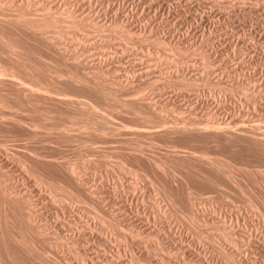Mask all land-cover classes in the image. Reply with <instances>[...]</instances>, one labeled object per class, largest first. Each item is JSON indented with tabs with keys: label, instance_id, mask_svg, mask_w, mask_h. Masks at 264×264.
Returning <instances> with one entry per match:
<instances>
[{
	"label": "rangeland",
	"instance_id": "1",
	"mask_svg": "<svg viewBox=\"0 0 264 264\" xmlns=\"http://www.w3.org/2000/svg\"><path fill=\"white\" fill-rule=\"evenodd\" d=\"M10 1H11V4H10ZM10 1H7L9 3L8 4L6 2V0L5 1L0 0V11L2 12V10L4 9L3 13H0V14L1 15L4 14L3 17L7 18L10 14H12L13 11H14L13 13H15L16 11L18 12V10H15V9H18V7H19V6L16 7V4L18 3V5H19L20 4L19 2H21V1H22L21 3L23 5L20 4V7H22L20 11H26V12L29 11L30 15L34 14L33 17L34 16L39 17L40 15L42 16L41 13H43V11H44L42 9V7L44 9H46V7L49 5V0H47V1L44 0V3L42 0H28L29 3L26 0H10ZM17 1H19V2H17ZM23 1H25L24 2L25 4L23 3ZM50 1L53 2V3H51L52 5L53 4L56 5V6L53 5V7H52V5L50 4L51 5V11L50 12L52 13L51 15H54V16L56 15L57 18L58 17H60V18L65 17L62 21H60V23L62 22V24H61L62 26H60V23H59L58 26H60V27L57 28L56 24H58V23L56 22L55 23L56 27H52L51 25H50L51 27H49V26L45 27L46 29L44 28V33L42 32L41 34H40L41 31L37 32V33H32L31 30L29 32V30L27 31L26 29L25 30L27 32L24 29L18 30L19 28H17L15 30V29H13L14 27L9 28L8 26L2 28L3 32H4L3 29H5V28L7 30L11 29V30H8L10 32V34H9V32L5 31L7 33L6 36L8 37V35L9 36L13 35V36H10L11 39L13 37L18 39L19 41L18 40H13V41H18V44L21 42L20 47H19V49L23 48V49H21V51L24 50L25 47H26L25 50L26 49L29 50V51L27 50L28 52H26L27 54L24 56V55H22L23 53L22 54L19 53L20 51L17 47H16L18 49L17 52L20 55H18L17 52L8 53L6 50H5L6 52L4 51L5 53L4 52L2 53V51L4 49L0 48L1 49L0 50V52H1L0 53V69L1 68L4 69L3 74H2L3 71L0 70V76H1L0 83L3 84V85L0 84V121H1L0 122V126H1L0 127V140L2 138V140H1L2 142L0 141V143H1L0 145L2 146L3 141L5 143V144H3L5 146L0 147V165H2L1 160L4 161V162L2 161L3 167L0 166V167L4 168V169H2V168L0 169V176L3 175V177L6 179V180L3 179V177L1 176L2 178L1 177L0 178L3 179V182H5V184H7L8 186H10V185L13 186V185H15L14 183H17L16 181H18V183H19V184L17 183L18 187L17 186L16 187L13 186V187L16 189L18 188V190H21V192H24V190H22V189H25L26 191H28V193H26V191H25V194L30 195L34 191L31 194V197L30 196L29 197L31 199L33 198L32 199L33 201L35 200L36 202H38L37 203L38 207L36 206L38 208L37 213L38 214L41 213L42 216L45 215V217L40 216L41 214L39 215L41 217V218L39 217L40 219H42V218L44 219V220L42 219L43 221L48 220L49 222H53V220L57 219V216H58V218H61L62 221L64 220L68 224L70 223L69 225H71V224L74 225V226H72V225L69 226L66 223V224H63L64 228L75 227L76 226L75 222L77 221L79 223V224L77 223V225H80V226H78L79 229L81 226L84 225V223H85V225L90 224L88 226H90L92 228L94 227V225H95V228H96V226L99 227L100 229L93 228L96 231L104 229V230H102L104 233L103 232H102V234L99 233L100 235L105 236V237L104 236H102V237L107 238V239L103 240L104 241L103 245L102 244L97 245L95 239L92 240L89 237L88 240L90 242V245H88L89 244L88 243L87 246H85V248H83L81 245H77V248H78L77 249L73 246L75 250H78V251L80 250V252H83L82 251L83 249L85 251L87 250L86 252L84 251V253L86 254V257H88L87 260L89 262H90L91 258H94L91 260V262L92 261H94V262L98 261L100 264H109V263L112 264L115 261H116V263H113V264H120V263H122V264H148L147 260H145L143 258H141V260H136V257L137 256L139 257L141 252L147 253V251L149 249L150 253L148 252L147 254H149L150 256H153L155 259L156 258L159 260L161 259L162 264H165V263L166 264H169V263L170 264H182V263L183 264H199V263L200 264H209V263L210 264H233L231 261L224 259L223 255L221 253L219 254V252H220L219 248L215 247V245H212L211 242L208 240L210 238V236L211 237L213 236L214 238L217 237L216 238L217 241H220V242H222V245L225 244V246H227L226 242L223 241L225 239V233H223V236H222L221 229H218V230H220V233H219V231L217 229H215L216 231L214 230V227H212V228H211V226L205 227L206 225L202 226L204 224L202 222H204V221L208 222V225H209L210 220L212 219V217H214V220H215V218H217L216 219L217 221L221 220L219 222L220 224L228 223L226 225L227 227H231V224L233 227H239L237 229L236 235H238L239 237H243V238L245 237L246 238L245 239L246 241H244L246 243L240 244V249L242 251L239 249L242 252V254L245 256V258L243 260H240L238 264H247V263L248 264H264V260H263L264 258H262V257H264V253H263L264 252V245H263L264 244V223H263L264 222V206H263L264 205L263 204L264 203V157H262V156H264L263 149H261V148L258 149L259 147L257 148V145L253 144V142H250V140H247L248 138H243V137L241 139L239 138L238 140L241 143H242L241 140H243V139L246 140V141L243 140V142H245L244 144L243 143L239 144L238 143L239 141L234 142L235 144L234 143H232V144L228 143L225 140L226 137H225L224 132H221V131L218 132L219 134L221 133V135H223V136L220 135L221 139L220 138L216 139V137L219 136L217 134L218 136H216V137L214 136V138L212 137L213 140H212V138L210 139V137H209L208 139H210V140L207 141V137H205L206 139L204 138L205 139L204 141H200L203 139H202V137H198L195 139V141L191 140V141H186V142L181 143V145L184 144V146L179 147L180 149H178V150H181V148L184 147V148H186L184 152H186L188 150V153L186 152L185 154H190V153L192 154V156L191 155L188 156L189 158H193L191 160L188 158L189 160H187V161H189V162H193L192 160H194V159L198 162V159L200 158L201 155L199 156V158L197 156L201 152L203 154L208 153L209 157L211 156V154L215 155L216 153L219 156L221 155L220 157L218 156L220 158V160H222L223 162H226V163L228 162L227 164L225 163V165H230V164L232 165V167H230L231 165L229 166L230 169L228 168L230 170V173H231V171L233 173V177L231 176V174L228 175V177L231 178L229 180L228 177L222 173V170L220 171L219 169L218 170L215 169L214 172L211 171L214 168L211 169V167H208V165H204L201 161L203 159H201V160L199 159V161L202 164L198 162L197 164L195 163L194 165L190 164V167L189 166L187 167V165H189L188 164L189 162L185 161V159H184V158H187V155L182 156L184 153L182 150L181 151L183 153L181 151H179L178 153H176L178 155L177 156L175 155V157L173 158L174 155L172 156L171 154L166 153V152H170V150H171L170 147L169 148L166 147V146L170 145L171 140H169L168 138H166L165 136H163L161 134H160V136H163L166 139H163V137H160L157 134H155V138H156L155 139L153 136L154 134H153L152 135L153 138L155 139V141L158 140L159 143L156 142V146H155V143H152V145L149 144V145H151V146H149L148 144H145V142H148L147 141L148 139H145V137L147 138V136H144V137L142 136L139 138L134 136V138H135L134 139L133 136L129 133V131H127L126 128L125 129L123 128L125 126V125H123V122H124V124H127V125L128 124L129 125L132 124L133 126L135 124H136V126L139 125L140 124L139 122H143V120L139 121L138 119H144V117H145V115H147L148 111H149V114H151V111H153V110H151L150 108L153 109V107L157 108L158 110L160 109L159 111L157 109L155 111H158L161 113H162L161 108L166 109V107H168L167 109L169 111L167 109L166 110L163 109L164 113L167 111L169 115H171L172 117H175V120L173 121L171 117H170L171 118L170 119L169 115L168 116L166 115L167 112L165 114L164 113L163 114L167 116V119L170 122H175L177 120L176 118H178V115H180V114H181V116H184L187 118V116H185L187 114L182 112L183 110H186V107H187V109L192 108L193 113L196 112L195 114H197V115H195V116H197V118L199 116L198 119H200V120H202L201 118L205 117L206 115L208 117L211 116V113H215V114L218 113L217 115H219V114L221 115L222 112H225L222 115H224L223 118H225L226 120H235L237 116H233V115H235V113L232 112V108L235 106V104L237 106L236 108H239V105L243 104L242 106L240 105V107H241V109L243 108V110L245 109L246 112H249L253 108V106L256 104L257 109L259 108L258 112L264 113V106H263L264 105V11H263L264 10V0H50ZM12 3H15V4H12ZM45 3H47L48 5L45 6L44 5ZM76 4L78 7H83V8L77 9ZM42 5H44V6H42ZM23 6L26 7V10H22L24 8ZM54 7H56V10H54L55 9ZM59 7H60L61 11L58 10ZM70 7L74 8L73 11L76 12V14L73 15L74 19H76V18L78 19V20L76 19L77 21H75L72 18L71 21L77 22V24L75 23L77 26L79 25L78 22H83L82 24L79 25L80 27L78 26V28L74 27V25L73 26L71 25L72 27L69 26L70 25V24H68V23H70V22H68L69 18H67L66 15L63 14L64 12H62V10H66ZM76 9L77 10L80 9V10L76 11ZM52 10H54V12H52ZM55 11H57V12L55 13ZM4 12L6 13V15L7 14H9V15L5 16ZM59 12H61V13H59ZM37 13L38 14L40 13V14L38 15ZM77 14H78V16L76 17ZM27 16H29L28 13H27ZM96 16H97V18L99 17L100 20L96 19ZM30 17L31 16H29V18ZM82 17H84V18L82 19V21H80ZM1 19L2 18H0V20ZM70 19H71V17H70ZM70 19H69V21H70ZM114 19H115L116 23H115ZM64 20H67L66 21L67 23L65 22L66 23L65 26H63ZM110 22H111V24H110ZM137 27H138V29H137ZM144 29H145V31H144ZM13 30H14V32H12ZM25 32L28 34H26ZM45 32L50 34V35H48L49 37L48 36L46 37L47 34ZM159 33L161 35H163V37ZM171 33H173V34H171ZM42 34H44L43 39H42V37L38 38V36H40ZM51 34H52V38H50ZM26 35H28V36H26ZM153 35H155V38H162L163 40L166 39L167 43L162 44V43L155 42V38L153 37ZM156 35H158V36L156 37ZM33 36H35V37L33 38ZM165 36H166V38H165ZM168 36H170V37L168 38ZM26 37L29 38V41ZM47 39H48V41L50 40V42H52V46L49 44V42L46 41ZM169 39H174L175 41L179 40L178 42H180V43H182V41H183V43L185 42L186 44L181 46L182 50L181 49L180 50L171 49L170 44H168ZM174 40H173V42H174ZM43 41H45V42H43ZM53 42L55 43V47L53 45ZM56 47L57 48L59 47L60 50H58ZM63 48H64V50H62ZM30 49H31V51H30ZM75 51H77L79 53H77ZM216 51H218V52H216ZM215 52H216V54H215ZM74 53L77 54L78 56L80 54L79 59L77 58L75 61H73L74 58L72 59V57H73L72 54L74 55ZM203 53H204V55H203ZM206 53H208V54L210 53V56L209 55L205 56ZM29 55L32 58L29 57ZM202 56L203 57L205 56V58L207 56L211 57L210 59L212 61L209 59L211 61L210 64L207 61L204 62L205 58H202ZM31 60H33L34 62L33 61L31 62ZM78 60H80V61H78ZM11 61L14 62L15 64H13ZM78 62H79V64H78ZM22 65H24V66H22ZM26 66H28V67L26 68ZM47 66H49L52 69L50 71V73H52V74H50L48 72L50 75L48 73H45L46 70L48 71V69H49V67H47ZM7 67H8V69H7ZM5 68H6V70H5ZM36 70L38 73L36 72ZM5 71L6 72L8 71L9 73H11L13 71L12 72L13 74L16 73L15 74L16 77L14 76V80H15V78H16V80H18L17 79L18 77H20V78L22 77L21 79L19 78V80L25 81L28 83L30 82L29 84L35 83V85L37 84V82L39 83L40 81H41L40 84L49 85L53 81L57 86H62V87L64 86L65 80H66L64 78H68V76H69L68 74L78 73L79 75L82 74V76H80V77H86V78H90V79L92 76H93L92 78H94V75L97 79V76L99 75L98 76L99 80L101 77V78H103L102 81H106V83L108 82L107 84L105 82H103L105 84L104 86L105 87L107 86L108 89H112L114 92H116L118 98H113L112 95L107 94L106 95L107 98L110 96L109 97L110 99L109 98L107 99V98H105V96L102 95L104 100L101 98L102 97L101 96L100 97L101 100L99 99V101H100L99 103H91V105L93 107L91 105L90 106L92 107L93 111H90V112H92V113L86 112L87 108L85 111L84 107L88 104L84 105L82 103L83 105H81L80 103H77V104L75 103L73 106L72 103L71 104L70 103H58L56 101H52L51 99H50L51 100L50 101L48 97L47 98H44V97L41 98V96L39 94H38L39 95L38 99L35 98V97H37L36 94L34 95V97L31 96V98H32L31 99L30 97L29 98L26 97L27 95H25L23 93L24 92L23 90L22 91L20 90L22 88L20 87V84L16 80H15L16 83L14 80H13L14 82L12 81L13 78L11 80H8V78H10L8 76H10V75L7 76ZM70 71H72V73ZM104 74H105V76H104ZM3 75L6 76V77L4 76L5 79L3 78ZM89 75H90V77H87ZM76 76H77V74H76ZM34 77H36L37 79ZM61 77H63V78H61ZM2 81L3 82L5 81V82L3 83ZM7 82H8V84H7ZM11 82L13 84H10ZM17 83L19 84L20 88H17L18 86L16 87V85H18ZM57 83L60 85H58ZM19 90L21 91L20 93H19ZM16 96H17V98H16ZM133 96H134V99H135V97H138V99L139 98H142V99L145 98V101L150 100L151 103L149 102L150 104H147V105H150L148 110H146L147 109L146 108L145 109L146 111H145L143 109V107H140V109H139L138 104H133V101H132V100H134L132 98ZM248 96H250V97L254 96V98L256 99L255 101L252 100L253 103L255 102L253 105H252V102L250 101L251 100L250 97L248 100ZM130 97H131V99L129 101H132V104H131V102H130V104H127V105L124 104V103H126V101H128V99ZM33 98H35V99H33ZM111 98H113V99H111ZM17 99H18V101L20 100L21 102H18ZM26 99L27 100L29 99V102L26 101ZM115 99L117 102L115 101ZM124 99L125 100L127 99V100L125 101ZM142 99H139V100L141 101ZM32 100H33V102H32ZM136 100H137V98L135 99V101ZM139 100H137V101H139ZM38 101H39V103H38ZM45 101H46V103H45ZM49 101H50V103H49ZM111 101L112 102L114 101V102L112 103ZM222 102H224V103H222ZM127 103H129V102H127ZM152 103L154 104V106L153 105L151 106ZM211 103H213L214 105H212ZM68 104H69V106H68ZM207 104L210 107H208ZM142 105H140V106H142ZM189 105H191V107H189ZM193 105L194 106L196 105V106L193 107ZM256 105L254 106L252 111L254 109L257 110ZM81 106H82V108H84L82 111H81ZM213 106H215V107H213ZM222 107H225V108L221 109ZM261 107H263V108H261ZM214 108L217 109V111L214 110L212 112V109H214ZM9 109H11V110H9ZM178 109L181 110L180 114L177 111ZM206 109H208V110H206ZM219 109L221 112L218 111ZM225 109L227 111L228 110H230V111L227 112ZM78 110L80 111V113L82 115H80ZM140 110L145 111L143 113L141 112V114L145 113L144 116H141L142 118L140 116L139 117L137 116V115H140V113L137 112ZM196 110H198V111H196ZM84 111L86 114H83ZM97 111H98V113H97ZM155 111L152 112V113H154V115L156 113ZM206 111L207 112L209 111V113L207 114ZM252 111L249 113L252 114L253 113ZM174 112H175V114L177 112L178 115L173 116ZM88 113H89V115H88ZM95 113H96V115H94ZM102 113L104 114V117L101 118L103 116L102 115L100 117L101 118L100 120H102V121L106 120L107 122H110V123H107V125L105 124V126L106 127L109 126L108 129L112 128L111 130L107 131V134H106V131H105V133H103L104 130L100 129L101 127L103 128L104 123H101L102 126L100 124H98L100 122V121L98 122L99 116ZM182 113H184L185 115ZM97 114H99V115H97ZM134 114L138 117V119L134 118V117H136V116H133ZM201 114H202V116L204 114V116L202 117ZM222 115H221V117H222ZM225 115H226V117H225ZM230 115L233 117H230ZM15 116L16 117L18 116L20 118L25 119V122H27V123L25 124V122H23L24 125H22L21 121H24V120L22 119L20 121L18 118H16V120L18 119L16 122L20 121L21 123L20 122L15 123L14 122L15 119H13V117H15ZM95 116H97L98 118L96 119ZM105 116L108 120L105 118ZM7 117L11 120L8 121ZM89 117L92 119H90ZM1 118L4 120H2ZM93 118L97 121H95V120L93 121ZM132 118H134L135 124H133L134 120ZM205 118H207V117H205ZM205 118H203V119H205ZM12 119H13V121H12ZM157 119L158 118H156V120ZM179 119L180 118H178L177 122L179 121ZM34 120H36V121H34ZM61 121L63 123H65V126H66V127L65 126L63 127V130H62V127H60L62 131L55 127V125H57L58 123H59L58 127L63 126V123ZM131 121H132V123H131ZM33 122H35V123L39 122L38 124L40 125V127L38 128L39 125L35 124V123L34 124H35V126L37 125V127H35L34 124L32 125ZM40 122H43L41 124H44L45 126L41 125ZM53 122H54V124H52ZM120 123H122L123 126ZM18 124H20V125H18ZM77 124H79L80 126ZM157 124H159V123H157ZM48 125L55 127V128H49L50 126H48ZM81 125H82V127H81ZM46 126H48V128ZM78 126L80 128H78ZM110 126H111V128H110ZM263 126H261V127H263ZM96 127L100 130H103L102 133H101V131L96 129ZM106 127H104V129ZM113 127L117 128V129H114ZM118 127H119V129H118ZM33 128H35V131ZM70 128H74V129H70ZM120 128H123L124 130L120 129ZM158 128H161V126L160 127L157 126L155 128V130ZM16 129H18V130H16ZM38 129H41V130L39 131ZM56 129H58L59 131H57ZM80 129H82V130H80ZM263 129H264V127H263ZM52 130H53V132H51ZM117 130H119V131L117 132ZM262 130L260 131L258 129V131H256V132L258 133L260 131L259 133H261ZM48 131H50V132L48 133ZM70 131H71V133H70ZM114 131H115V133H114ZM122 131H124V133H126V134L122 133ZM125 131H127V132H125ZM119 132H120V134H119ZM65 133H69V134H65ZM250 133L253 134L252 136H254V134H255V136L256 135L258 136V134L255 133L254 131L249 132L248 134H250ZM30 134H32V136ZM39 135L42 137H40ZM77 135H78V137H77ZM126 135L130 136L131 138L129 137V139L128 140L125 139L126 140L125 141L124 138H126ZM104 136L105 137L107 136L109 139L107 137L105 139ZM109 136L110 137L112 136L114 138L111 137V139H110ZM157 136H158V139H157ZM101 137H103V140L101 139ZM159 137H160V139H159ZM258 137H261V136H258ZM26 138H28V139L26 140ZM162 140H164L165 142H168V143H166L167 145L164 144V141H162ZM217 140L218 141L221 140L222 142L218 143V145H217L216 144ZM122 141L124 143H122ZM128 141L130 143H126V144L127 145L130 144L132 146H133V144L135 145L138 141H139L138 143L141 142V144L143 146L142 147L143 153L146 155L149 154V158H148V156H147V158L150 159V161L146 158V155L141 156V154H140V156H139L138 152L136 153L137 154L136 157L132 156L131 154H127V153H130V152L126 151V149H128V146L127 145L122 146V145H125V142H128ZM193 141L196 142L197 144H195ZM247 141H249V142H247ZM46 142H47V144H45ZM131 142L133 144H131ZM7 143H9V145ZM176 143L180 144L179 142H176ZM248 143H250L249 147L250 146L252 147V145H254V146H256L257 149L253 146L254 149H253V147H252V149L254 151H250L252 149L248 147ZM41 144H43V145H41ZM114 144H116V145H114ZM163 144H164V146H163ZM245 144H247V145H245ZM244 145H245V147H243ZM6 146L10 147V149L7 148ZM27 146H29V147H27ZM121 146H122V149H121ZM229 146H231V147H229ZM131 147L129 148V151H131ZM147 147H149V149ZM165 147H166V149L168 148L169 150L168 149L166 150ZM17 148L20 150H18ZM27 148H29V149L27 150ZM35 148H37V149L34 150ZM124 148H126V149H124ZM191 148L194 150V152L192 151ZM7 149H9V150H7ZM13 149H15V150H13ZM95 149H97V150H95ZM98 149H100V150H98ZM104 149H105V151H104ZM5 150H6V152H5ZM39 150L40 151L42 150L41 154L39 153L40 152ZM114 150H116V151H114ZM120 150H123V152ZM189 150L192 151L194 154L192 152H190ZM258 150L259 151L261 150V153L258 152ZM29 151L31 153L38 151V153H36V156H35L34 154H30ZM106 151H107V153H106ZM239 151H240V153H238ZM2 152H4V153H2ZM47 152L50 154H48ZM120 152L125 153V156H123L124 154L122 155ZM164 152H165V154L170 155V157L172 158L171 161H174V162L170 161L171 158L166 159L169 156L165 155ZM204 152H206V153H204ZM156 153L159 154L158 155L159 157L162 156V159H166L165 162L167 164L168 163L170 164V167L172 168V170L174 168V172L176 171V173H178L177 175L182 174L183 177L185 176V178H182V175H181L180 176L181 179H179V177L176 176L175 173H174L175 174V177H174L171 168L169 169V164L164 167L165 170L162 169L165 172H163L162 170L160 172L159 169H157L158 171H156V168L153 166L151 168V165H152L151 163L153 160L152 157H154V158H155V156L158 157ZM180 153H182V155H179ZM195 153H197V154L199 153V154L196 156ZM14 154H15L16 160H14V157H13ZM38 154H40L41 159L39 156H37ZM45 154H47V155H45ZM150 154H153L154 156L150 155ZM28 155H30V156H28ZM43 155H44V158L47 157L48 159L53 158V156H54V158H53L54 160L49 159V161H48L49 163H48V162H46L48 159L45 158V159H47V160H45L42 157ZM217 155L214 157H217ZM8 156H10V159H12V157H13L12 162ZM16 156L19 158H24L26 156L24 158L25 160L24 159L21 160V161L24 160V162L28 159L27 157H29L30 160L28 159L27 161H29L30 164L20 162V163H24V165L26 164L25 165L26 167L31 166V167L27 168L28 170L30 168H32L28 171V170H26L25 166L23 165L25 170L27 172H29L28 174H27V172H25L27 175L24 173L25 170L20 169L21 164H19V162H17V161H20V159L17 160ZM34 156H35V158H34ZM137 156H139L141 158L138 157L139 158L138 159ZM180 156H182V157H180ZM37 157L39 158L38 161L41 160V161H39V163L37 161ZM142 157H144V158H142ZM176 157L179 159L176 160L177 159ZM135 158L138 160H136ZM180 159H182V162L179 161ZM5 160H6V162H5ZM56 160L57 161L59 160L57 162V164H56ZM33 161H34V163H33ZM63 161H65L64 164H63ZM138 161H139V163H138ZM184 161H185V163H187V164H185L186 166L183 165ZM196 161H194V162H196ZM31 162L33 163V165L31 164ZM53 162L55 164H53ZM68 162L71 164V166H73L75 168V171L77 170V172H79V174H77V172H76V176L77 175L81 176V177L80 176L79 177L77 176V177L80 178L79 180L82 183H84L83 184L84 189L81 188V191H83V192L82 193L80 192V194H82L83 197L79 194L77 195L76 193H74L75 195H77L78 199H76L77 197L73 196L74 199H71V200H74V201H72L70 206H66L65 203H62L61 201H60V203L58 202L57 205L52 204L51 202L48 201L49 197L47 196V194H45L48 192V191H46L47 188L45 187L46 189H44V185H43V188L40 187L41 189H44V192H43V190H41L37 184V179L34 178L36 182L33 179H31V176L34 177V175L33 174L31 176H29V175L31 173V170L32 171L39 170L40 172H38V175L42 173L43 174V175L41 174L42 177L47 178L49 176L48 178H50L52 176V178H53L55 176L54 178H56V179L59 177L58 179H62V181H64V180L67 181V178H66L67 176L65 177V175L67 173L65 171L66 170L65 164H68ZM121 162L123 164H121ZM176 162H179V163L176 164ZM17 163L19 164V166ZM35 164H37L36 165L37 169L34 166ZM62 164L64 165V167H62ZM70 164H68V165H70ZM120 164H121V166H120ZM198 164L200 165L199 167H198ZM172 165H173V167H172ZM182 165H183V167H180ZM191 165H193V166L197 165L196 167L199 170L196 167H193ZM167 167L169 170L168 169L166 170ZM184 167L186 168V172L183 169ZM200 167H201V169H200ZM227 167L228 166H225L226 169H227ZM21 168H22V166H21ZM33 168H35V170ZM188 168H190V170ZM193 168H194V170H193ZM206 168H208V169H206ZM134 169L137 171L138 175H137V173H135L136 171ZM195 169H197L198 172ZM2 170H3V173H2ZM200 170H202V171H200ZM216 170L218 171L217 173L219 175L216 173ZM63 171H64V175L62 173ZM133 171H134V173H133ZM200 172H202L203 174ZM205 172L208 174V176H209V174L211 175L209 177H212L213 179H214V177H216L215 178L216 181L219 180L220 182H216L212 179L213 183L215 182V184L216 183H218V184L212 185V181L209 180V181H211L210 182L211 184L209 185V182H206V180H205L204 181V182H206L205 185L204 184L202 185L203 180L206 178L208 179L207 176L205 177V174H206ZM168 173H171V174H168ZM214 173H215V175H214ZM36 174H37V172H36ZM200 174L203 176H201ZM139 175H140V177H139ZM199 175L201 178H204V177L205 178L204 179L196 178V177H199ZM222 175H223V178H221ZM8 176H10V177H8ZM14 178H15V180H14ZM183 179L184 180L186 179L185 181H187L188 179L189 180L187 182H185ZM209 179H211V178H209ZM234 179H235V181L237 180V182H235ZM153 180L159 185H157ZM161 180H162V182H161ZM22 181L24 184L21 183ZM151 181H153V184L151 183ZM181 181H183L184 184ZM7 182L8 183L10 182V183L8 184ZM34 182L37 185H34L33 184ZM238 182H240V183H238ZM71 183H73V182H71ZM187 183H189L188 185L191 188L187 185ZM233 183H237L238 186H237V184H233ZM181 184H183V185H181ZM239 184H240V186H239ZM23 185H26V187H24ZM74 185L75 184L73 183V186ZM32 186H33V188H32ZM164 186L166 189L163 188ZM27 187L30 189H34V190L32 191V190L28 189ZM106 187H108V188H106ZM187 187H188V189H187ZM75 188H77V190H78L80 187L79 188L75 187ZM161 188L163 190L167 191L171 195V197L169 196L170 197L169 198L168 197L169 194H166L168 197L167 198L165 193H164L165 191L163 192V190ZM184 188H186L188 191L190 188V191L188 192L186 189L184 191ZM102 189H103V191H102ZM30 191H31V193H29ZM40 191H42L43 193ZM84 191H86V192H84ZM97 191L100 193H97ZM88 192L91 195L89 194V196H88ZM187 192L190 193L189 195L191 196L192 200L190 199V196L188 198V194H186ZM95 193H97V196H95L96 195ZM93 194H95V195H93ZM185 194L187 196V199H186ZM62 195H63V198L65 197L68 200H70L68 198L69 195L65 196L63 193H61L60 196H62ZM194 196H196V197H194ZM189 199H190V201L188 203ZM191 201H192V203L195 204L194 208L190 207ZM100 202H102V203H100ZM120 202H121V204H120ZM186 202L188 204H190L189 208L186 207V206H188ZM61 203L64 204V206ZM59 205L62 206V208ZM40 206L42 208H40ZM253 206H255V207H253ZM201 207H203L202 210H201ZM39 208L41 209V211L39 210ZM52 208H54V209H52ZM72 208H73V210H72ZM204 208H206L207 212L204 211L205 210ZM187 209L194 211L195 215H194V213H192V211H190L192 214L189 213V210H187ZM210 209H212V211ZM55 211L57 212V214L55 213ZM196 211H198V212H196ZM204 213L207 215H205ZM109 214H110L111 218H109ZM198 214H199V217L197 216ZM208 214H209V219H208ZM212 214H214V216ZM49 216H51L53 219L50 218ZM215 216H217V217H215ZM115 217H117V218H115ZM195 217H196V220H195ZM201 217H203V218H201ZM47 218H49V219H47ZM113 218L117 221V223L120 224L121 228L123 227V232L120 231L119 228L114 229L112 226H110V227L108 226V223L109 224H110V222L112 223V221H110V219L112 220ZM219 218H221V219H219ZM50 219H52V220H50ZM71 219H72V221H70ZM138 219H140V220H138ZM202 219H204V220H202ZM141 220L145 221L146 223L141 222ZM199 220L200 221L202 220V221L198 222ZM81 221H82V223H81ZM130 221L132 222V224ZM150 223H151V225H150ZM201 223H202V225H201ZM229 223H230V225H229ZM121 224H123V225H121ZM128 224L129 225L139 224L141 226L145 225L151 229L154 227L153 229H157V230L161 231V234H163L164 236L170 237V238H168V240L171 242V244L169 243V245H171V247L169 246V247H164V248L163 247L158 248V245H157V247H155V244H153V243L157 241V238L154 235H150L152 237H149V238L147 237L148 239L152 238V239H150L151 241H153V243L150 242V243H152V246L148 242L149 240L144 235L142 237H145L147 241L143 242V240H141L139 242L140 239H143V238H140L141 236L140 237L135 236V235L133 236L132 234H130L131 233L130 230L129 231L126 230L128 233L125 234L124 226L126 229H128V227H127ZM198 224L200 225L201 229H203L202 227H204L203 231H204L205 235L201 236L203 238L200 237V235H202L203 233L201 234L202 231L199 233V230H201V229H199L200 227H198ZM65 225H66V227H65ZM247 226L249 227L250 231H249ZM67 228H66V230H67ZM76 228H77V226H76ZM84 228H87V227H84ZM110 228H111V230H110ZM206 228H208L207 229L208 231L207 230L205 231ZM56 229L59 231V229H61V226H57ZM244 229H246L247 231H245ZM31 230L33 231V229H31ZM31 230H28L30 232V233L29 232L28 233L34 236V237L32 236L30 238L31 241L34 242L35 245L38 244L36 247H39V248L44 247V250H43V248L40 249L41 254L39 253V251H37V248H36L37 252L34 251L35 253L32 252L31 250H29V252L32 253L33 255H36V257L32 256V254H29L27 251H25L23 253V250H21L20 251V252H22L21 254H20V252L17 253L20 255L15 254V255H17L19 260L17 258H15L16 257L15 256L14 258H15V260L18 261V263H14V264H22L23 261L26 262V264H32L33 262H34L33 264H39V263L40 264H46V262L45 263L43 262L44 259H45V261L47 260V262L50 261V263L51 262L53 263L52 260H55L54 262H57L58 264H76L74 258H72L70 256L71 253L70 254L68 253L69 250H70V252L72 251L73 255L75 253V250L72 248L71 245L70 246H69V244L66 245L63 242L62 243L64 245L60 244L61 243L60 240H56V242L53 241L55 244L57 243L56 245H54V243L51 244L52 241L51 240H50L51 242L48 241L49 240L48 237H47L48 240L46 239V237H42V236H40V238L42 237L40 239L39 236L35 235L34 234L35 232L33 233ZM87 230H88V228H87ZM212 230H214V233ZM209 231L213 234H216V236L211 234ZM121 232L124 235H127L129 237V238H126V241L123 239V237H121L122 236V235H120ZM206 232L210 233L211 235L207 234ZM249 232H250V234H249ZM251 232L253 234L254 233L255 234L251 235ZM28 233L26 232L27 235H28ZM243 233H244V235H243ZM220 234H221V237L224 238L223 240L220 237ZM31 235H28V236L30 237ZM206 235H209L208 236L209 238L204 237ZM217 235H219V236H217ZM259 235H260V237H259ZM130 236H132L133 239H130ZM248 236H252L251 237L252 238L251 243H250L251 246L247 242ZM29 237H28V239H29ZM118 237H120V238H118ZM135 237H138V238H136L137 240L135 239L138 242L134 241ZM153 237L156 239H154ZM33 239H35V240L33 241ZM204 239H206L205 242H204ZM43 240H45V241H43ZM105 240H106V242H105ZM178 240H179V242H178ZM259 240L262 242H260ZM58 241H60V243ZM207 241H209L210 243ZM252 241H253V243H252ZM48 242H50V245H53L51 247H53L54 249H52L50 247ZM127 242H128V244H127ZM130 242H131L132 246H130V244H129ZM146 242H148L149 244ZM173 242H176V244L174 245ZM133 243H134V245H133ZM141 243H146V245L148 244L150 248L147 245V251H146V247L142 246ZM156 244H157V242H156ZM252 244H254V245H252ZM258 244H260V245H258ZM57 245L59 246V249L57 248ZM61 245L64 247H68V248H64V247L62 248ZM176 245H177V247H175ZM181 245L185 246L188 251L186 250V248L185 249H181V248L179 249V247H181ZM261 245L263 246V248H260ZM98 246H101V247H99V249H98ZM243 246L244 247L246 246V247L244 248ZM55 247L58 250H56ZM151 247L156 248L157 250L156 249L153 250V249H151ZM137 248L143 249V250H138ZM167 248H168V250H167ZM169 248H171V249H169ZM61 249H64L65 251H67L66 252L67 254L65 252H62V251L60 252ZM66 249H69V250H66ZM71 249H73V250H71ZM88 249L90 251H88ZM96 249H97V251L100 250V253H101V251L104 252L103 257L96 255L97 251L96 252L93 251ZM257 249H259L260 251ZM41 250H43V251H41ZM246 250H248V251H246ZM47 251H48V253H47ZM139 251H140V253H139ZM188 252H191V255H188L189 254ZM25 253H27V254H25ZM36 253L37 254L39 253V255H40V256H38V259H37ZM24 254L26 255L25 258H24ZM43 254L44 255L47 254V256L44 257ZM88 254H90V255H88ZM193 254H195V255H193ZM261 254H262V256H261ZM21 255L25 260L22 259ZM105 255H106V257L104 258ZM198 255L201 257H198ZM203 255L204 256L206 255V256L203 257ZM19 256L21 259L19 258ZM194 256L195 257L197 256V257L195 258ZM40 257L44 258V259L42 258L43 259L42 262L40 261L41 260ZM115 257H117L118 259L116 258V260H115ZM167 257H169L170 259ZM30 258H31V260L33 259L32 263L30 262ZM110 258L113 260H111ZM197 258L198 259L201 258L203 260L200 259V261H199V260H197ZM139 259H140V257H139ZM21 260H22V262H20ZM108 260H110V262H108ZM207 260H208V262H207ZM249 260L250 261L252 260V263ZM28 261H29V263H27ZM37 261H38V263H37ZM118 261H119V263H117ZM98 262H96V263H98ZM50 263H47V264H50ZM149 264H156V263H150L149 262Z\"/></svg>",
	"mask_w": 264,
	"mask_h": 264
},
{
	"label": "bare ground",
	"instance_id": "2",
	"mask_svg": "<svg viewBox=\"0 0 264 264\" xmlns=\"http://www.w3.org/2000/svg\"><path fill=\"white\" fill-rule=\"evenodd\" d=\"M5 1V0H4ZM7 1H10V0H6V2ZM28 3H29V1L28 0H26ZM43 1V3H44V0H42ZM45 1H47V0H45ZM17 2H19V1H17ZM22 2V1H21ZM21 2H19L20 4H22ZM25 1H23V3H24ZM31 2V1H30ZM79 2V1H78ZM85 2V1H84ZM8 3V2H7ZM16 3V2H15ZM15 3H12V4H15ZM42 3V4H43ZM51 3H53V2H51L50 0H49V5L47 4V3H45L44 5L46 6V5H48L47 7H46V9H44L43 7H42V9L45 11H43V13H41L42 14V16L40 15L39 17H37V16H34L33 17V15H30L29 14V11H20L21 10V8L22 7H20V4L18 5V3L16 4V7H18V9H15V10H18V12L16 11L15 13H13L12 12V14H7V15H9L7 18L6 17H3L4 16V14L3 15H1L0 14V18H2L1 20H0V48L2 49H4L3 51H2V53L6 50L8 53H10V52H12V53H15V52H17L18 51V49H19V47H20V43L18 44V39H16L15 37H13L12 39L10 38V36H13V35H8V37L6 36V32H9L8 30H11V29H3L4 30V32L2 31V28H4V27H6V26H8L9 28H12V27H14L13 29H17V28H19L18 30H20V29H26L27 31L29 30V32H30V30H31V32L32 33H37V32H40V34L43 32L44 33V28L45 27H56L55 26V23L57 22L58 24H56L57 25V28L58 27H60V26H62L61 24H62V22L60 23V21H62L65 17H56V15L54 16V15H51L52 13L50 12L51 11ZM73 3V2H72ZM77 3V2H76ZM9 4V3H8ZM10 4H11V1H10ZM25 4V3H24ZM27 4V3H26ZM32 4V3H31ZM51 4V5H50ZM65 4V3H64ZM92 4V3H91ZM23 5V4H22ZM44 5H42V6H44ZM53 5H55V4H53ZM53 5H52V7H53ZM85 5V4H84ZM14 6V5H13ZM27 6V5H26ZM56 6V5H55ZM60 6V5H59ZM76 6H77V4H76ZM7 7V6H6ZM24 7V6H23ZM68 7V6H67ZM9 8V7H8ZM55 9L54 10H56V7H54ZM78 8H83V7H78L77 6V9ZM53 9V8H52ZM73 9L74 8H68V9H66V10H62V12H64L63 14L64 15H66V17L67 18H69L70 19V17H71V19H70V21H69V19H68V22H70V23H68V24H70L69 26H73L74 25V27H77L78 28V26L80 25V24H82L83 22H78V26L76 25L77 24V22H74V21H71L72 20V18H73V20H75V21H77L76 19H74V17H73V15L74 14H76V12L75 11H73ZM76 9V11H79V10H77ZM2 10V9H1ZM22 10H26V7H24ZM33 10V9H32ZM54 10H52V12H54ZM59 11H61L60 10V7H59V9H58ZM96 10V9H95ZM3 11H4V9L2 10V12L0 11V13H3ZM224 11V10H223ZM264 11V10H263ZM7 12V11H6ZM57 11H55V13H56ZM5 13V12H4ZM27 13H28V15L29 16H31L30 18H29V16H27ZM59 13H61V12H59ZM96 13V12H95ZM38 14V13H37ZM40 14V13H39ZM38 14V15H39ZM79 14V13H78ZM78 14L76 15V17L78 16ZM219 14V13H218ZM6 15V13H5V16H7ZM12 15V16H11ZM36 15V14H35ZM107 15V14H106ZM248 15V14H247ZM61 16V15H60ZM80 16V15H79ZM60 18V19H59ZM66 18V19H67ZM84 17H82L81 18V20L80 21H82V19H83ZM96 19H99V17L97 18V16H96ZM119 19V18H118ZM117 19V20H118ZM100 20V19H99ZM113 20V19H112ZM111 20V21H112ZM67 20H64V24H63V26H65L66 25V22ZM96 21V20H95ZM114 21H115V19H114ZM66 22V23H65ZM101 22V21H100ZM107 22V21H106ZM179 22V21H178ZM239 22V21H238ZM59 23H60V26H58L59 25ZM76 23V24H75ZM99 23V22H98ZM115 23H116V21H115ZM110 24H111V22H110ZM51 25V26H50ZM54 25V26H53ZM113 25V24H112ZM11 26V27H10ZM71 26V27H72ZM110 26V25H109ZM115 26V25H114ZM118 26V25H117ZM80 27V26H79ZM56 28V29H57ZM136 28V27H135ZM46 29V28H45ZM54 29V28H53ZM137 29H138V27H137ZM174 29V28H173ZM17 30V31H18ZM25 30V31H26ZM43 30V31H42ZM124 30V29H123ZM141 30V29H140ZM177 30V29H176ZM26 31V32H27ZM46 31V30H45ZM144 31H145V29H144ZM12 32H14V30L12 31ZM19 32V31H18ZM25 32V33H26ZM23 33V32H22ZM31 33V34H32ZM46 34V37L48 36V35H50V34H48L47 32H45ZM9 34H10V32H9ZM21 34V33H20ZM26 34H28V33H26ZM160 34V33H159ZM171 34H173V33H171ZM33 35V34H32ZM37 35V34H36ZM43 35L44 34H42V35H40V36H38V38H40V37H42V39H43ZM161 35V34H160ZM26 36H28V35H26ZM30 36V35H29ZM158 35H156V37H157ZM162 37H163V35H161ZM160 36V37H161ZM19 37V36H18ZM24 37V36H23ZM35 36H33V38H34ZM49 37V36H48ZM54 37V36H53ZM134 37V36H133ZM153 37L155 38V35H153ZM170 36H168V38H169ZM173 37V36H172ZM10 38V39H9ZM20 38V37H19ZM27 39H28V41H29V38L28 37H26ZM50 38H52V34H51V36H50ZM49 38V39H50ZM165 38H166V36H165ZM167 38V39H168ZM217 38V37H216ZM36 39V38H35ZM61 39V38H60ZM211 39V38H210ZM233 39V38H232ZM13 40H18V41H13ZM52 40V39H51ZM154 40V39H153ZM173 40L174 39H169V43L168 44H170V48L171 49H176V50H180L182 47V45H184V44H186L185 42L183 43V41H182V43H180V42H178L179 40H177V41H175L174 40V42H173ZM209 40V39H208ZM23 41V40H22ZM40 41V40H39ZM47 42H49V44L52 46V42H50V40L48 41V39L46 40ZM54 41V40H53ZM181 41V40H180ZM27 42V41H26ZM43 42H45V41H43ZM46 42V43H47ZM155 42H157V43H167L166 42V39H162V38H155ZM58 43V42H57ZM79 43V42H78ZM23 44V43H22ZM145 44V43H144ZM26 45V44H25ZM43 45V44H42ZM53 45H54V47H55V43L53 42ZM102 45V44H101ZM223 45V44H222ZM3 46V47H2ZM22 46V45H21ZM24 46V45H23ZM58 46V45H57ZM61 46V45H60ZM134 46V45H133ZM227 46V45H226ZM18 49H17V48ZM111 47V46H110ZM121 47V46H120ZM213 47V46H212ZM26 48V47H25ZM25 48H24V50H22L21 51V49H23V48H20L19 49V53H23L22 55H26L27 53L26 52H28L29 50L28 49H26L25 50ZM57 48V47H56ZM0 49V50H1ZM16 49V50H15ZM58 50H60V48L58 47L57 48ZM196 49V48H195ZM239 49V48H238ZM15 50V51H14ZM28 50V51H27ZM62 50H64V48L62 49ZM182 50V49H181ZM221 50V49H220ZM5 51V52H6ZM14 51V52H13ZM30 51H31V49H30ZM4 52V53H5ZM75 52H77V51H75ZM206 52V51H205ZM216 52H218V51H216ZM216 52H215V54H216ZM226 52V51H225ZM1 53V52H0ZM18 53V52H17ZM18 53V55H20ZM77 53H79V52H77ZM82 53V52H81ZM223 53V52H222ZM249 54V53H248ZM14 55V54H13ZM17 55V56H18ZM34 55V54H33ZM38 55V54H37ZM93 55V54H92ZM167 55V54H166ZM203 55H204V53H203ZM206 55H209L210 56V53L208 54V53H206L205 54V56ZM212 55V54H211ZM252 55V54H251ZM72 59L74 58V60L73 61H75L77 58L79 59V57H80V54H79V56L77 55V54H75L74 53V55L72 54ZM205 56L203 57L202 56V58H205ZM215 56V55H214ZM262 56V55H261ZM29 57H31L30 55H29ZM104 57V56H103ZM17 58V57H16ZM15 58V59H16ZM32 58V57H31ZM40 58V57H39ZM211 57H206L204 60V62H208L209 64H210V62L212 61L211 59H210ZM236 58V57H235ZM30 59V58H29ZM41 59V58H40ZM43 59V58H42ZM68 59V58H67ZM211 61H210V60ZM261 59V58H260ZM14 60V59H13ZM170 60V59H169ZM168 60V61H169ZM15 61V60H14ZM29 61V60H28ZM33 60H31V62H32ZM41 61V60H40ZM78 61H80V60H78ZM233 61V60H232ZM260 61V60H259ZM12 62V61H11ZM34 62V61H33ZM203 62V61H202ZM13 64H15L14 62H12ZM28 63V62H27ZM207 63V64H208ZM37 64V63H36ZM66 64V63H65ZM64 64V65H65ZM78 64H79V62H78ZM208 64V65H209ZM248 64V63H247ZM27 65V64H26ZM35 65V64H34ZM48 65V64H47ZM22 66H24V65H22ZM37 66V65H36ZM50 66V65H49ZM49 66H47V67H49ZM234 66V65H233ZM3 67V66H2ZM28 66H26V68H27ZM39 67V66H38ZM231 67V66H230ZM238 67V66H237ZM31 68V67H30ZM34 68V67H33ZM56 68V67H55ZM7 69H8V67H7ZM36 69V68H35ZM68 69V68H67ZM0 70H2L1 72H2V74L4 73V69L3 68H1ZM5 70H6V68H5ZM52 69L49 67V69H48V71L46 70V72L45 73H50V71H51ZM56 70V69H55ZM88 70V69H87ZM25 71V70H24ZM39 71V70H38ZM178 71V70H177ZM263 71V70H262ZM13 72V71H12ZM11 72V73H12ZM15 72V71H14ZM36 72H37V70H36ZM43 72V71H42ZM71 73H72V71H70ZM5 73L7 74V76L8 75H10V76H8V77H10V78H8V80H11L12 78V81L14 80V76H15V74H11V73H9L8 71L6 72L5 71ZM9 73V74H8ZM38 73V72H37ZM48 73V74H49ZM238 73V72H237ZM1 74V75H2ZM28 74V73H27ZM50 74H52V73H50ZM49 74V75H50ZM55 74V73H54ZM76 74H77V76H76ZM76 74H68L69 76H68V78H64V79H66L65 80V84H64V86L62 87V86H57L53 81V83L51 82V84H49V85H47V84H45V85H43V84H40V82L38 83L37 82V84L35 85V83H31V84H29L28 82H25V81H21V80H19V78L20 77H18L17 79L18 80H16V78H15V80L20 84V87L22 88V89H20L21 91L23 90L24 92V94L25 95H27L26 97H30L31 98V96L32 97H34V95L36 94V96L37 97H35V98H39V95L41 96V98H49V100L51 99L52 101H56V102H58V103H72L73 104V106H74V104L76 103H80L81 105H85V104H88V105H86L84 108H85V111H86V108H87V111L86 112H90V111H93L92 110V105H91V103H99L100 101H99V99L101 100V98L104 100V98H103V96H105V98H107V94H109V95H112L113 96V98H118V96H117V94H116V92H114L112 89H108L107 88V86L105 87L104 85V83L103 82H105L106 83V81H102V79L103 78H101L100 77V80H99V78H98V76H97V79H96V77H95V75H94V78H92L91 77V79L90 78H86V77H80V76H82V74L81 75H79L78 73H76ZM91 74V73H90ZM93 74V73H92ZM183 74V73H182ZM36 75V74H35ZM45 75V74H44ZM4 76L5 75H3V78H4ZM34 76V75H33ZM53 76V75H52ZM84 76V75H83ZM86 76V75H85ZM102 76V75H101ZM104 76H105V74H104ZM6 77V76H5ZM16 77V76H15ZM87 77H90V75L89 76H87ZM0 78H1V76H0ZM6 78V79H7ZM22 78V77H21ZM20 78V79H21ZM34 78H36V77H34ZM61 78H63V77H61ZM113 78V77H112ZM5 79V78H4ZM37 79V78H36ZM42 79V78H41ZM115 79V78H114ZM14 80V81H15ZM33 80V79H32ZM105 80V79H104ZM107 80V79H106ZM109 80V79H108ZM0 81H1V79H0ZM7 81V80H6ZM13 81V82H14ZM16 81H15V83H16ZM57 81V80H56ZM60 81V80H59ZM64 81V80H63ZM112 81V80H111ZM192 81V80H191ZM3 82V81H2ZM5 82V81H4ZM3 82V83H4ZM10 82V81H9ZM113 82V81H112ZM17 83V84H18ZM108 83V82H107ZM106 83V84H107ZM243 83V82H242ZM1 84V83H0ZM7 84H8V82H7ZM10 84H13L12 82L10 83ZM9 84V85H10ZM19 84L18 85H16V87L17 88H20L19 87ZM58 84V83H57ZM110 84V83H109ZM184 84V83H183ZM214 84V83H213ZM1 85H3V84H1ZM58 85H60V84H58ZM6 86V85H5ZM14 86V85H13ZM213 86V85H212ZM15 87V86H14ZM215 87V86H214ZM10 88V87H9ZM110 88V87H109ZM115 88V87H114ZM138 88V87H137ZM4 89V88H3ZM225 89V88H224ZM19 90V93L21 92ZM178 90V89H177ZM188 90V89H187ZM194 91V90H193ZM196 91V90H195ZM22 93V94H23ZM39 94V95H38ZM249 94V93H248ZM18 95V94H17ZM24 95V96H25ZM103 95V96H102ZM196 95V94H195ZM102 96V97H101ZM137 96V95H136ZM25 97V98H26ZM101 97V98H100ZM110 97V96H109ZM108 97V98H109ZM249 97L250 96H248V100H249ZM256 97V96H255ZM15 98V97H14ZM16 98H17V96H16ZM35 98H33V99H35ZM107 98V99H108ZM113 98H111V99H113ZM133 99H134V96L132 97ZM137 98V100H139V99H142V98H139L138 99V97H135V99ZM32 99V98H31ZM30 99V100H31ZM110 99V98H109ZM131 99V97L128 99V101H126L125 99V101H126V103H124V104H130V102H131V104H132V101H133V104H138V106H139V109H140V107H143V109L145 110L146 108V110H148V108L150 107V105H147V104H150L151 102H150V100H146L145 101V98H143L141 101L139 100V101H135V99L134 100H132V101H129ZM250 101L252 102V100L253 101H255L256 99L254 98V96L252 97H250ZM41 100V99H40ZM50 100V101H51ZM118 100V99H117ZM144 100V101H143ZM223 100V99H222ZM221 100V101H222ZM3 101V100H2ZM17 101H18V99H17ZM24 101V100H23ZM26 101H28L29 102V99L27 100L26 99ZM36 101V100H35ZM50 101H49V103H50ZM115 101H116V99H115ZM119 101V100H118ZM155 101V100H154ZM6 102V101H5ZM18 102H21L20 100L18 101ZM32 102H33V100H32ZM37 102V101H36ZM41 102V101H40ZM102 102V101H101ZM112 102V101H111ZM114 102V101H113ZM112 102V103H113ZM117 102V101H116ZM115 102V103H116ZM127 102H129V103H127ZM150 102V103H149ZM38 103H39V101H38ZM45 103H46V101H45ZM55 103V102H54ZM83 103V104H82ZM222 103H224V102H222ZM255 103V102H254ZM253 102H252V105L254 104ZM121 104V103H120ZM123 104V103H122ZM143 104V105H142ZM212 105H214L213 103H211ZM210 104V105H211ZM220 104V103H219ZM226 104V103H225ZM33 105V104H32ZM92 107H91V106ZM140 105H142V106H140ZM154 106V104L152 103L151 104V106ZM218 105V104H217ZM222 105V104H221ZM238 105V104H237ZM241 105V104H240ZM240 105H239V108H236L237 106H236V104H235V106L232 108V112H234L235 113V115H233V116H237L236 117V119L235 120H226L225 118H223V116L224 115H222L223 113H225V112H222V117H221V115L219 116V115H217V114H215V113H211V116H205V117H207V118H205V117H203L204 116V114H203V116H202V114H201V116L203 117V118H205V119H203V118H201L202 120H200V119H198L199 118V116H198V118H197V116H195V115H197V114H195V113H193V110H192V108H188L187 109V107H186V110H183L182 112H184V113H186L187 115H185L184 113H182V114H184L185 116H187V118L186 117H184V116H181V114H180V111L181 110H177L178 111V113L180 114V115H178V113L176 112V114H175V112H174V115L173 116H175V115H178V118H180L179 119V121L177 122V120H178V118H176L177 120L175 121V122H170L168 119H167V116L169 115L168 114V112H167V116L166 115H164L165 113H164V111H163V109L164 110H166L168 107H166V109L165 108H161V110H162V113L161 112H158L159 110L157 109V108H155V107H153V109L152 108H150L151 110H153V111H155L156 109L158 110V111H155L156 113H155V115H154V113H152L153 111H151V114H149V111H148V113H147V115H145V117H144V119H138V117L140 116H144V114H141V112L143 113V112H145V111H137L138 113H140V115H137L136 113V115L138 116H136L135 114L133 115V116H136V117H134V118H136V119H138L139 121H141V120H143V122H139L140 124L139 125H137L136 126V124H135V120H134V118H132L133 120H134V123L133 124H135L134 126L132 125V124H124V122H123V125H125L123 128L125 129L126 128V130L127 131H129V133L133 136V138H134V136L135 137H144V136H147V138L145 137V139H148L147 141L148 142H145V144H151L152 145V143H155V146H156V142H158V140H156L155 141V134H157L158 136H160V134L161 135H163V136H165L166 138H168L169 140H171V143H170V145L169 146H166V147H170L171 148V150H170V152H166V153H169V154H171L172 156H173V158L175 157V155L177 156L178 154H176V153H178L179 151H185V149L186 148H184V147H182L181 148V150H178V149H180L179 147H181V146H184V144L183 145H181V143L182 142H186V141H191V140H194L195 141V139L196 138H198V137H202V139L203 140H200V141H204L206 138L205 137H207V141L208 140H210L212 137L214 138V136L216 137V136H218V137H216V139H218V138H220L221 139V136H223V135H221V133L219 134L218 132H224V134H225V140L228 142V143H234V142H237V141H239L238 139L240 138H248L247 140H250V142H253V144H255V145H257V148L258 149H263V151H264V129H263V125H264V113L262 112H258V109H257V105H256V109L257 110H253L252 111V109L254 108V106H253V108L249 111V112H253L252 114H250L249 112H246L245 111V109L243 110V108L241 109V107H240ZM243 105V104H242ZM241 105V106H242ZM68 106H69V104H68ZM167 106V105H166ZM173 106V105H172ZM186 106V105H185ZM196 106V105H195ZM194 105H193V107H195ZM199 106V105H198ZM207 106H208V104H207ZM219 106V105H218ZM228 106V105H227ZM231 106V105H230ZM251 106V105H250ZM264 106V105H263ZM38 107V106H37ZM89 107V108H88ZM95 107V106H94ZM129 107V106H128ZM132 107V106H131ZM135 107V106H134ZM189 107H191V105H189ZM202 107V106H201ZM208 107H210V106H208ZM213 107H215V106H213ZM221 107V106H220ZM6 108V107H5ZM23 108V107H22ZM84 108H82V106H81V111L84 109ZM130 108V107H129ZM175 108V107H174ZM223 108H225V107H222L221 109H223ZM261 108H263V107H261ZM260 108V109H261ZM132 109V108H131ZM138 109V110H139ZM142 109V108H141ZM210 109V108H209ZM247 109V108H246ZM9 110H11V109H9ZM21 110V109H20ZM30 110V109H29ZM97 110V109H96ZM127 110V109H126ZM130 110V109H129ZM168 110V109H167ZM199 110V109H198ZM198 110H196V111H198ZM206 110H208V109H206ZM214 110H216L217 111V109H212V112L214 111ZM226 110V109H225ZM4 111V110H3ZM13 111V110H12ZM79 111V110H78ZM85 111L83 112V114H86L85 113ZM169 111V110H168ZM204 111V110H203ZM218 111H220V109L218 110ZM227 111V110H226ZM228 111H230V110H228ZM227 111V112H228ZM257 111V112H256ZM133 112V111H132ZM207 112V111H206ZM211 112V111H210ZM221 112V111H220ZM219 112V113H220ZM79 113H80V111H79ZM90 113H92V112H90ZM97 113H98V111H97ZM164 113V114H163ZM198 113V112H197ZM209 113V111L207 112V114ZM231 113V112H230ZM5 114V113H4ZM10 114V113H9ZM12 114V113H11ZM16 114V113H15ZM26 114V113H25ZM199 114V113H198ZM18 115V114H17ZM80 115H82L81 113H80ZM88 115H89V113H88ZM94 115H96V113L94 114ZM97 115H99V114H97ZM103 115V116H102ZM210 115V114H209ZM84 116V115H83ZM87 116V115H86ZM91 116V115H90ZM102 116V117H101ZM132 116V117H133ZM181 116V117H180ZM200 116V117H201ZM233 116H231L230 115V117H233ZM3 117V116H2ZM22 117V116H21ZM81 117V116H80ZM88 117V116H87ZM92 117V116H91ZM96 117V119L98 118L97 116H95ZM103 118L104 117V114L102 113L100 116H99V119H98V124H100L101 125V123H104V125H103V128L101 127L100 129H103V130H100V129H98L97 127H96V129H98L99 131H101V133H102V131H103V133H105V131H106V134H107V131L108 130H111L112 128H111V126H110V128L111 129H108V127H106L105 126V124L107 125V123H110V122H107L106 120L104 121H102V120H100L101 118ZM131 117V116H130ZM172 118V120L174 121L175 120V117H172L171 115H169V118ZM225 117H226V115H225ZM8 118V117H7ZM16 118H18L20 121L23 119V118H20V117H13V119H15V123H19L20 121H18V122H16L17 120H16ZM83 118V117H82ZM90 118V117H89ZM105 118H106V116H105ZM142 118V117H141ZM156 118H158L157 120H156ZM170 118V119H171ZM174 118V119H173ZM228 118V117H227ZM2 119V118H1ZM13 119H12V121H13ZM90 119H92V118H90ZM107 119V118H106ZM112 119V118H111ZM123 119V118H122ZM229 119V118H228ZM234 119V118H233ZM2 120H4V119H2ZM7 120V119H6ZM9 120H11V119H9L8 118V121ZM24 121H21L20 123L22 124V125H24L23 124V122H25V119H23ZM95 119L93 118V121H94ZM108 120V119H107ZM171 120V121H172ZM34 121H36V120H34ZM95 121H97V120H95ZM102 121V122H101ZM115 121V120H114ZM1 122V121H0ZM55 122V121H54ZM54 122L52 123V124H54ZM62 122V121H61ZM122 122V121H121ZM154 122V123H153ZM27 122H25V124H26ZM29 123V122H28ZM31 123V122H30ZM35 122H33L32 123V125L34 124ZM39 122H36L35 124H38ZM41 123H43V122H40V124ZM56 123V122H55ZM58 123V122H57ZM63 123V122H62ZM126 123V122H125ZM131 123H132V121H131ZM142 123V124H141ZM157 123H159V124H157ZM35 124H34V126H35ZM59 124V123H58ZM58 124L57 125H55V127L56 128H58L59 130H61V128L60 127H62V130H63V127L65 126V123H63V126H59L58 127ZM81 124V123H80ZM121 125H122V123H120ZM18 125H20V124H18ZM29 125V124H28ZM39 125V124H38ZM41 125H44V124H41ZM51 125V124H50ZM50 125H48V126H50ZM62 125V124H61ZM77 125H79V124H77ZM112 125V124H111ZM122 125V126H123ZM127 125V126H126ZM17 126V125H16ZM27 126V125H26ZM45 126V125H44ZM48 126H46L47 128H48ZM69 126V125H68ZM80 126V125H79ZM78 126V128H80ZM84 126V125H83ZM102 126V125H101ZM114 126V125H113ZM121 126V127H122ZM157 126H161V128H158V129H156L155 130V128L157 127ZM261 126H263V127H261ZM1 127V126H0ZM35 127H37V125L35 126ZM40 127V125L38 126V128ZM55 127H52V126H50L49 128H55ZM66 127V126H65ZM81 127H82V125H81ZM100 127V126H99ZM104 127H106L105 129H104ZM23 128V127H22ZM114 129H117V128H115V127H113ZM123 128H120V129H123ZM263 130H262V129ZM8 129V128H7ZM31 129V128H30ZM34 129V131H35V128H33ZM58 129H56L57 131H59ZM67 129V128H66ZM70 129H74V128H70ZM113 129V130H114ZM118 129H119V127H118ZM123 129V130H124ZM258 129L261 131L262 130V132L261 133H257L256 131H258ZM16 130H18V129H16ZM39 131L41 130V129H38ZM45 130V129H44ZM51 130V129H50ZM61 130V131H62ZM69 130V129H68ZM77 130V129H76ZM79 130V129H78ZM80 130H82V129H80ZM97 130V131H98ZM37 131V130H36ZM119 130H117V132H118ZM127 131H125V132H127ZM255 132V133H257L258 134V136H261V137H258L257 135L255 136V134H254V136H252L253 134H248L249 132ZM38 132V131H37ZM46 132V131H45ZM50 131H48V133H49ZM51 132H53V130L51 131ZM96 132V131H95ZM111 132V131H110ZM109 132V133H110ZM239 132V133H238ZM55 133V132H54ZM59 133V132H58ZM70 133H71V131H70ZM100 133V132H99ZM113 133V132H112ZM114 133H115V131H114ZM122 133H124V131H122ZM128 133V134H129ZM238 133V134H237ZM65 134H69V133H65ZM119 134H120V132H119ZM124 134H126V133H124ZM129 134V135H130ZM154 134V135H153ZM218 134V135H217ZM8 135V134H7ZM14 135V134H13ZM12 135V136H13ZM29 135V134H28ZM31 136H32V134H30ZM54 135V134H53ZM100 135V134H99ZM115 135V134H114ZM154 136V138H153V136ZM221 135V136H220ZM9 136V135H8ZM37 136V135H36ZM40 136V135H39ZM60 136V135H59ZM68 136V135H67ZM81 136V135H80ZM158 136H157V139H158ZM163 136H160V137H163ZM38 137V136H37ZM40 137H42V136H40ZM57 137V136H56ZM77 137H78V135H77ZM105 137V136H104ZM107 137V136H106ZM106 137H105V139H106ZM110 137V136H109ZM112 137V136H111ZM111 137H110V139H111ZM124 137V136H123ZM128 137V138H127ZM129 137L130 136H127L126 135V138H124V140L125 139H129ZM160 137H159V139H160ZM210 137V139H208ZM31 138V137H30ZM29 138V139H30ZM36 138V137H35ZM34 138V139H35ZM100 138V137H99ZM108 138V137H107ZM112 138H114V137H112ZM131 138V137H130ZM132 138V139H133ZM137 138V139H138ZM166 138H164L163 137V139H166ZM205 138V139H204ZM213 138H212V140H213ZM223 138V137H222ZM6 139V138H5ZM28 138H26V140H27ZM37 139V138H36ZM39 139V138H38ZM101 139L103 140V137H101ZM109 139V138H108ZM121 139V138H120ZM135 139V138H134ZM144 139V140H145ZM200 139V138H199ZM1 140H2V138H1ZM0 140V141H1ZM16 140V139H15ZM23 140V139H22ZM62 140V139H61ZM131 140V139H130ZM198 140V139H197ZM215 140V139H214ZM224 140V141H225ZM244 140V139H243ZM243 140H241L242 141V143L244 144L245 142H243ZM13 141V140H12ZM49 141V140H48ZM126 141V140H125ZM162 141H164V140H162ZM173 141V142H172ZM193 141V142H194ZM220 141V142H219ZM217 140V145H218V143H221L222 141L221 140ZM244 141H246V140H244ZM2 142V141H1ZM30 142V141H29ZM53 142V141H52ZM112 142V141H111ZM134 142V141H133ZM136 142V141H135ZM139 142V141H138ZM136 143L135 145L131 142V144H133V146L132 145H127L126 143H130L129 141L128 142H125V145H122V146H128V149H126V148H124V149H126V151L127 152H130V153H127V154H131L132 156H135L136 157V153L138 152L139 154V156H140V154H141V156H145L146 154H144L143 153V146H142V144H141V142L140 143ZM161 142V141H160ZM170 142V141H169ZM176 142H179L180 144H177ZM247 142H249V141H247ZM26 143V142H25ZM122 143H124L123 141H122ZM159 143V142H158ZM166 143H168V142H165L164 141V144H166ZM190 143V142H189ZM192 143V142H191ZM195 144H197L196 142H194ZM225 143V142H224ZM239 144H242L240 141L238 142ZM1 144V143H0ZM3 144H5L4 143V141H3ZM2 144V146H5V145H3ZM8 145H9V143H7ZM6 144V145H7ZM15 144V143H14ZM44 144V143H43ZM43 144H41V145H43ZM45 144H47V142L45 143ZM50 144V143H49ZM164 144H163V146H164ZM223 144V143H222ZM235 144V143H234ZM237 144V143H236ZM249 144L250 143H248V147H249ZM114 145H116V144H114ZM113 145V146H114ZM151 145H149V146H151ZM167 145V144H166ZM224 145V144H223ZM230 145V144H229ZM245 145H247V144H245ZM245 145L243 146V147H245ZM1 145H0V147H2ZM12 146V145H11ZM15 146V145H14ZM39 146V145H38ZM105 146V145H104ZM120 146V145H119ZM122 146H121V149H122ZM131 147V151H129V148ZM145 146V145H144ZM147 146V145H146ZM189 146V145H188ZM216 146V145H215ZM225 146V145H224ZM228 146V145H227ZM234 146V145H233ZM242 146V145H241ZM254 145H252V147H253ZM7 147V146H6ZM27 147H29V146H27ZM46 147V146H45ZM48 147V146H47ZM100 147V146H99ZM166 147H165V149H166ZM226 147V146H225ZM229 147H231V146H229ZM242 147V148H243ZM247 147V146H246ZM252 147L250 146L249 148H251L252 149ZM255 148H256V146H254ZM254 147H253V149H254ZM7 148H9L10 149V147H7ZM93 148V147H92ZM148 149H149V147H147ZM167 148V149H168ZM233 148V147H232ZM256 148V149H257ZM6 149V148H5ZM9 149H7V150H9ZM18 149V148H17ZM26 149V148H25ZM29 148H27V150H28ZM37 148H35L34 150H36ZM119 149V148H118ZM154 149V148H153ZM166 149V150H167ZM188 149V148H187ZM192 149V148H191ZM248 149V148H247ZM250 150V151H254V150ZM13 150H15V149H13ZM18 150H20V149H18ZM43 150V149H42ZM41 150V151H42ZM51 150V149H50ZM94 150V149H93ZM95 150H97V149H95ZM98 150H100V149H98ZM169 150V149H168ZM237 150V149H236ZM241 150V149H240ZM243 150V149H242ZM248 150V151H249ZM23 151V150H22ZM32 151V150H31ZM40 151V150H39ZM41 151L39 152L40 154H41ZM104 151H105V149H104ZM108 151V150H107ZM107 151H106V153H107ZM111 151V150H110ZM114 151H116V150H114ZM120 151H122L123 152V150H120ZM146 151V150H145ZM165 151V150H164ZM181 151V152H182ZM190 151V150H189ZM192 151L194 152V150L192 149ZM192 151H190V152H192ZM205 151V150H204ZM257 151V150H256ZM5 152H6V150H5ZM20 152V151H19ZM24 152V151H23ZM34 152V151H33ZM125 152V151H124ZM160 152V151H159ZM182 152V153H183ZM187 153H188V150L186 151ZM186 152H184L183 153V155H182V153H180L179 155H182V156H184V155H187V158H184L185 159V161H187V160H191V159H193V158H189L188 156H192V154L190 153V154H185ZM192 152V153H193ZM200 152V151H199ZM232 152V151H231ZM258 152H260L261 153V150L259 151L258 150ZM257 152V153H258ZM2 153H4V152H2ZM1 153V154H2ZM8 153V152H7ZM12 153V152H11ZM29 153L30 154H34L35 156H36V153H38V151H35L34 153H31L30 151H29ZM48 153V152H47ZM121 153V152H120ZM143 153V154H142ZM146 153V152H145ZM202 153V152H201ZM197 154V153H195V155L199 158V156H200V160L201 159H203V160H201L202 161V163L204 164V165H208V167H211V169L212 168H214V169H212L211 171H213L214 172V170L215 169H219L220 171L222 170V173L223 174H225L227 177H228V175H230L231 174V176L233 177V173H232V171H231V173H230V167H232V165L230 166V165H225V163L226 162H223L222 160H220V156L219 155H217V153L215 154V155H213V154H211V156L209 157L208 155V153L207 154ZM204 153H206V152H204ZM238 153H240V151L238 152ZM237 153V154H238ZM256 153V154H257ZM9 154V153H8ZM25 154V153H24ZM40 154H38L37 156H39L40 157ZM44 154V153H43ZM48 154H50V153H48ZM103 154V153H102ZM123 156H125V153H121ZM157 154V153H156ZM155 154V155H156ZM162 154V153H161ZM164 154H165V152H164ZM194 154V153H193ZM259 154V153H258ZM3 155V154H2ZM21 155V154H20ZM45 155H47V154H45ZM53 155V154H52ZM51 155V156H52ZM106 155V154H105ZM150 155H153V154H150ZM159 154H157V156H158ZM165 155H168V154H165ZM217 155V157H214V156H216ZM262 155V154H261ZM7 156V155H6ZM11 156V155H10ZM10 156H8L9 157V159H10ZM13 156V155H12ZM28 156H30V155H28ZM35 156H34V158H35ZM50 156V157H51ZM122 156V157H123ZM128 156V155H127ZM139 156H137V158L139 157ZM147 156H148V158H149V154L148 155H146V158H147ZM154 156V155H153ZM169 157H167L166 159H170L171 157H170V155H168ZM182 156H180V157H182ZM213 156V157H212ZM219 156V157H218ZM258 156V155H257ZM14 160H16L15 159V154H14ZM13 157H12V159H13ZM17 157V156H16ZM26 157V156H25ZM24 157V158H25ZM43 158H44V155L42 156ZM49 157V156H48ZM186 157V156H185ZM262 157H264V156H262ZM2 158V157H1ZM24 158H19V157H17V160H19L20 159V161H17V162H19V164H21V166H22V168H21V166H20V169H23V170H25V168H26V170H28L27 168H29V167H31V166H28V167H26L25 165L26 164H30V162L29 161H27L28 159H29V157H27L28 159L24 162ZM33 158V157H32ZM31 158V159H32ZM33 158V159H34ZM45 158H47V157H45ZM44 158V159H45ZM53 158H54V156H53ZM53 158H49L50 160L52 159V160H54ZM125 158V157H124ZM139 158H141V157H139ZM138 158V159H139ZM142 158H144V157H142ZM147 158V159H148ZM151 158V157H150ZM153 158V160H152V165H151V168H152V166L153 167H155L156 168V171H158L157 169H159L160 170V172H161V170L162 169H164L165 170V166H167L168 164L165 162L166 161V159H162V156L161 157H156L155 156V158L154 157H152ZM151 158V159H152ZM177 158V157H176ZM189 158V159H188ZM195 158V157H194ZM8 159V158H7ZM6 159V160H7ZM12 159H10L11 160V162L13 161ZM22 159H24L23 161H21ZM38 157H37V161H38ZM40 159H41V157H40ZM43 159V160H44ZM48 159V158H47ZM47 159H45V160H47ZM49 159L46 161V162H48L49 161ZM57 159V158H56ZM82 159V158H81ZM136 159V158H135ZM138 159H136V160H138ZM179 158H177L176 160H178ZM197 159V158H196ZM199 159H198V162L199 163H201L200 161H199ZM222 159V158H221ZM6 160H5V162H6ZM30 160V159H29ZM36 160V159H35ZM34 160V161H35ZM89 160V159H88ZM121 160V159H120ZM131 160V159H130ZM133 160V159H132ZM149 161H150V159H148ZM172 160V158L170 159V161ZM3 160H1V163H2V165H3V162H2ZM34 161H33V163H34ZM39 161H41V160H39ZM39 161H38V163H39ZM59 161V160H58ZM57 160H56V164H57V162H58ZM92 161V160H91ZM124 161V160H123ZM134 161V160H133ZM140 161V160H139ZM139 161H138V163H139ZM180 162H182V159H180L179 160ZM185 161L182 163L183 165H185V164H187V163H185ZM193 162L194 161H196L195 159L194 160H192ZM227 161V160H226ZM20 162H24V163H26L25 165H24V163H20ZM43 162V161H42ZM61 162V161H60ZM64 162L65 161H63V164H64ZM137 162V161H136ZM168 162V161H167ZM171 162H174V161H171ZM187 162H189V161H187ZM189 162L188 164L189 165H187V167L189 166L190 167V164H197L198 162L196 161V162ZM33 163L31 162V164L33 165ZM36 163V162H35ZM49 163V162H48ZM52 163V162H51ZM177 163H179V162H176V164ZM201 163V164H202ZM228 163V162H227ZM226 163V164H227ZM18 164V163H17ZM19 164H18V166H19ZM53 164H55L54 162H53ZM59 164V163H58ZM62 164V167H64V165ZM68 164H70L69 162H68ZM68 164H65L66 165V175H65V177L67 178V181L66 180H64V181H62V179H56V178H52V176L50 177V178H46V177H42L41 176V174H39L38 175V172H40L39 170H35V168H33L35 171H32L31 170V173H30V175L29 176H31L32 174L34 175V177H32L31 176V179H33L34 181H35V179L34 178H36L37 179V184H38V186H39V188L40 187H42L43 188V185H44V189H46L47 188V190L46 191H48L47 193H45V194H47V196L49 197V202H51L52 204H58V202L60 203V201L62 202V203H65V205L66 206H70V204L72 203V201H74V200H71V199H74L73 198V196L74 197H77V195L79 194V195H81L82 196V194H80V192L82 193L83 191H81V188L82 189H84L83 188V184L84 183H82L79 179L80 178H78L77 176H76V172H77V170L75 171V168L73 167V166H71V164L70 165H68ZM121 164H123L122 162H121ZM121 164H120V166H121ZM2 165H0V166H2ZM9 165V164H8ZM23 165L25 166V168L23 167ZM36 165L37 164H35L34 166L36 167ZM60 165V164H59ZM68 165V166H67ZM119 165V164H118ZM117 165V166H118ZM138 165V164H137ZM174 165V164H173ZM173 165H172V167H173ZM183 165L182 166H180V167H183ZM193 165H191V166H193ZM10 166V165H9ZM58 166V165H57ZM132 166V165H131ZM179 166V165H178ZM177 166V167H178ZM186 166V165H185ZM197 165H195V166H193V167H196ZM200 165L198 164V167H199ZM225 166H228L227 167V169L225 168ZM230 166V167H229ZM3 167V166H2ZM2 167H0V169L2 168ZM16 167V166H15ZM206 167V166H205ZM10 168V167H9ZM14 168V167H13ZM171 167H170V164H169V169H170ZM192 168V167H191ZM197 168V167H196ZM203 168V167H202ZM229 168V169H228ZM238 168V167H237ZM2 169H4V168H2ZM12 169V168H11ZM30 169H32V168H30ZM29 169V170H30ZM36 169H37V167H36ZM59 169V168H58ZM65 169V168H64ZM136 169V168H135ZM134 169V170H135ZM168 169V167L166 168V170ZM168 169V170H169ZM178 169V168H177ZM182 169V168H181ZM184 170H185V172H186V168L184 167L183 168ZM189 170H190V168H188ZM187 169V170H188ZM198 169V168H197ZM197 169H195L197 172H198V170ZM200 169H201V167H200ZM204 169V168H203ZM202 169V170H203ZM206 169H208V168H206ZM210 169V168H209ZM232 169V168H231ZM257 169V168H256ZM6 170V169H5ZM4 170V171H5ZM24 171V173L25 172H27V171ZM28 170V171H29ZM63 170V169H62ZM126 170V169H125ZM132 170V169H131ZM137 170V169H136ZM135 170V171H136ZM144 170V169H143ZM152 170V169H151ZM171 170H172V168H171ZM193 170H194V168H193ZM202 170H200V171H202ZM216 170V173L218 172ZM259 170V169H258ZM14 171V170H13ZM153 171V170H152ZM163 171V170H162ZM204 171V170H203ZM207 171V170H206ZM209 171V170H208ZM9 172V171H8ZM23 172V171H22ZM33 172V173H32ZM36 172H37V174H36ZM51 172V171H50ZM143 172V171H142ZM154 172V171H153ZM163 172H165V171H163ZM167 172V171H166ZM193 172V171H192ZM191 172V173H192ZM212 172V173H213ZM2 173H3V170H2ZM19 173V172H18ZM29 172H27V174H28ZM63 173V175H64V171L62 172ZM131 173V172H130ZM133 173H134V171H133ZM135 173H137V171L135 172ZM156 173V172H155ZM172 173H173V175H174V177H175V174H176V176H178L179 177V179H181L180 178V176L182 175L181 173V175H177L178 173H176V171L174 172V168H173V170H172ZM175 173V174H174ZM200 173H202V172H200ZM206 173V172H205ZM204 173V174H205ZM236 173V172H235ZM8 174V173H7ZM26 174V173H25ZM26 174V175H27ZM52 174V173H51ZM58 174V173H57ZM77 174H79V172H77ZM168 174H171V173H168ZM193 174V173H192ZM195 174V173H194ZM203 174V173H202ZM218 174V173H217ZM43 175V174H42ZM45 175V174H44ZM136 175V174H135ZM134 175V176H135ZM137 175H138V173H137ZM172 175V176H173ZM197 175V174H196ZM201 175V174H200ZM200 175H199V177H196V178H200V179H204L206 176L208 177V179L206 178V179H204L203 180V183H202V185L204 184L205 185V183L206 182H209V185L211 184L210 182L212 181V177H209V176H211L210 174H209V176H208V174L206 173L205 174V177L204 178H201L200 177ZM214 175H215V173H214ZM219 175V174H218ZM224 175V176H225ZM2 177H3V175H1ZM0 176V177H1ZM11 176V175H10ZM10 176H8V177H10ZM18 176V175H17ZM61 176V175H60ZM171 176V177H172ZM195 176V175H194ZM198 176V175H197ZM201 176H203V175H201ZM1 177V178H2ZM62 177V176H61ZM64 177V176H63ZM81 177V176H80ZM138 177V176H137ZM139 177H140V175H139ZM214 177V176H213ZM219 177V176H218ZM217 177V178H218ZM247 177V176H246ZM0 178V264H14V263H18V261L17 260H15V258H17L18 259V257H17V255H20L22 252H20L21 250H23V253L25 252V251H27L29 254H32V253H30L29 252V250H31L32 252H34V251H36V248H37V251H39V253L41 254V252H40V249L41 248H43V250H44V247H41V248H39V247H36L37 245H35V243L34 242H32L31 241V237L33 236V235H31V234H29L30 232L28 231V230H31V229H33V233L35 234V235H37V236H39V238H40V236H42V237H46V239H47V237H48V241H50L51 242V244L52 243H54L53 241H55L56 242V240H60L61 241V243H60V241H58L60 244H63V243H65L66 245L67 244H69V246L71 245L72 246V248L74 249V247L75 248H77V245H81L83 248H85V246H87V244L88 245H90V242H89V240H88V238L90 237L92 240H94L95 239V241H96V243H97V245H100V244H104V239H107V238H104L105 236L104 235H100L99 233H101L102 234V230H104V229H101V230H94L93 228H95V225H94V227L92 228V227H90V226H88V225H90V224H88V225H85V223H84V227H87L88 228V230H87V228H84L83 226H81L80 227V229L78 228V226H80V225H77V221L75 222L76 223V226H77V228H76V226L75 227H73V228H67L66 227V225H65V227L67 228V230H66V228H64V225L63 224H66L67 222L66 221H62V219L61 218H58V216H57V219H55V220H53V222H49L48 220H45V221H43L42 219H40L41 217L40 216H42V214L41 213H37V203L38 202H36L35 200V202L30 198L31 197V194L34 192L33 190L34 189H30V188H28V189H30V190H32L33 192L31 193V191L29 192V193H31L30 195L29 194H25V189H22V190H24V192H21V190H18V188L16 189V188H14L13 186H17V183H18V181H16L17 183H14L15 185H13V186H8L7 184H5V182H3V179H5L4 177H3V179H1ZM13 178V177H12ZM136 178V177H135ZM182 178H185V176L183 177V175H182ZM209 178H211V179H209ZM216 177H214V181H216V179H215ZM221 178H223V175L221 176ZM225 178V177H224ZM64 179V178H63ZM137 179V178H136ZM151 179V178H150ZM176 179V178H175ZM174 179V180H175ZM228 179L230 180L231 178L230 177H228ZM6 180V179H5ZM14 180H15V178H14ZM18 180V179H17ZM25 180V179H24ZM121 180V179H120ZM159 180V179H158ZM184 180V179H183ZM186 180V179H185ZM184 180V181H185ZM189 180V179H188ZM187 180V181H188ZM206 180V182H204ZM209 180H211V181H209ZM218 180V179H217ZM154 181V180H153ZM153 181H151V183L153 184ZM187 181H185V182H187ZM201 181V180H200ZM226 181V180H225ZM234 181H235V179H234ZM36 182V181H35ZM35 182L33 183L34 185H37V184H35ZM71 182H73L75 185L73 186V183H71ZM150 182V181H149ZM155 182V181H154ZM158 182V181H157ZM161 182H162V180H161ZM182 183H183V181H181ZM216 182H220L219 180L218 181H216ZM235 182H237V180L235 181ZM8 183V182H7ZM10 183V182H9ZM8 183V184H9ZM21 183H23V181L21 182ZM26 183V182H25ZM82 183V184H81ZM156 183V182H155ZM238 183H240V182H238ZM254 183V182H253ZM19 184V183H18ZM24 184V183H23ZM157 184V183H156ZM161 184V183H160ZM164 184V183H163ZM172 184V183H171ZM175 184V183H174ZM184 184V183H183ZM183 184H181V185H183ZM189 183H187V185H188ZM215 184V182L213 183V181H212V185H214ZM218 183H216L215 185H217ZM233 184H237V183H233ZM21 185V184H20ZM19 185V186H20ZM110 185V184H109ZM157 185H159V184H157ZM186 185V184H185ZM211 185V186H212ZM24 187H26V185H23ZM87 186V185H86ZM163 186V185H162ZM176 186V185H175ZM189 186V185H188ZM237 186H238V184H237ZM239 186H240V184H239ZM255 186V185H254ZM18 187V186H17ZM37 187V186H36ZM46 187V188H45ZM75 187H80L78 190H77V188H75ZM123 187V186H122ZM157 187V186H156ZM172 187V186H171ZM185 187V186H184ZM190 187V186H189ZM206 187V186H205ZM209 187V186H208ZM213 187V186H212ZM22 188V187H21ZM32 188H33V186H32ZM38 188V189H39ZM93 188V187H92ZM98 188V187H97ZM106 188H108V187H106ZM153 188V187H152ZM163 188H165V186L163 187ZM191 188V187H190ZM190 188H189V191H190ZM210 188V187H209ZM208 188V189H209ZM27 189V190H28ZM41 189V188H40ZM39 189V190H40ZM44 189H41V190H43V192H44ZM162 189V188H161ZM166 189V188H165ZM170 189V188H169ZM185 189L186 188H184V191H185ZM187 189H188V187H187ZM186 189V190H187ZM86 190V189H85ZM158 190V189H157ZM163 190V189H162ZM242 190V189H241ZM36 191V190H35ZM45 191V192H46ZM100 191V190H99ZM102 191H103V189H102ZM165 190H163V192H164ZM188 191V190H187ZM188 191V192H189ZM40 192H42V191H40ZM42 192V193H43ZM84 192H86V191H84ZM186 193V194H188V198H189V194L190 193ZM192 192V191H191ZM26 193H28V191H26ZM61 193H63L65 196L67 195H69V199L70 200H68L67 198H63V195L62 196H60L61 195ZM74 193H76L77 195H75ZM97 193H100V192H98L97 191ZM97 193H95V194H93V195H95V196H97ZM110 193V192H109ZM165 193V195L166 194H169L167 191H165L164 192ZM40 194V193H39ZM44 194V195H45ZM89 192H88V196H89ZM111 194V193H110ZM186 194H185V196H186ZM196 194V193H195ZM28 195V196H27ZM91 195V194H90ZM107 195V194H106ZM30 196V197H29ZM33 196V195H32ZM40 196V195H39ZM87 196V195H86ZM87 196V197H88ZM171 197V195L169 194L168 195V197ZM197 196V195H196ZM196 196H194V197H196ZM38 197V196H37ZM36 197V198H37ZM71 197V198H70ZM80 197V196H79ZM83 197V196H82ZM91 197V196H90ZM106 197V196H105ZM110 197V196H109ZM166 197H167V195H166ZM167 197V198H168ZM169 197V198H170ZM35 198V197H34ZM46 198V197H45ZM81 198V197H80ZM92 198V197H91ZM94 198V197H93ZM96 198V197H95ZM76 199H78V197L76 198ZM82 199V198H81ZM100 199V198H99ZM98 199V200H99ZM103 199V198H102ZM132 199V198H131ZM185 199V198H184ZM186 199H187V196H186ZM185 199V200H186ZM190 199L192 200V198H191V196H190ZM190 199L188 200V203H189V201H190ZM194 199V198H193ZM47 201V200H46ZM81 201V200H80ZM100 201V200H99ZM128 201V200H127ZM171 201V200H170ZM175 201V200H174ZM187 201V200H186ZM40 202V201H39ZM42 202V201H41ZM260 202V201H259ZM46 203V202H45ZM61 203V204H62ZM100 203H102V202H100ZM129 203V202H128ZM187 203V202H186ZM187 203V205L188 206H186L187 208H189V205L190 204H188ZM191 203V208H194V203H192V201L190 202ZM24 204V205H23ZM43 204V203H42ZM120 204H121V202H120ZM193 204V205H192ZM264 204V203H263ZM63 206H64V204H62ZM222 205V204H221ZM228 205V204H227ZM257 205V204H256ZM23 206V207H22ZM37 206V207H36ZM43 206V205H42ZM60 206V205H59ZM101 206V205H100ZM204 206V205H203ZM264 206V205H263ZM53 207V206H52ZM58 207V206H57ZM61 208H62V206H60ZM59 207V208H60ZM99 207V206H98ZM253 207H255V206H253ZM40 208H42L41 206H40ZM39 208V210L41 211V209ZM202 208L203 207H201V210H202ZM209 208V207H208ZM52 209H54V208H52ZM56 209V208H55ZM69 209V208H68ZM173 209V208H172ZM199 209V208H198ZM205 209V210H204ZM203 210L205 211V212H207V210H206V208H204ZM259 209V208H258ZM19 212H18V211ZM70 210V209H69ZM72 210H73V208H72ZM187 210H189V213H191L190 211H192V210H190V209H187ZM197 210V209H196ZM209 210V209H208ZM211 211H212V209H210ZM217 210V209H216ZM215 210V211H216ZM24 211V212H23ZM43 211V210H42ZM64 211V210H63ZM108 211V210H107ZM168 211V210H167ZM200 211V210H199ZM210 211V212H211ZM18 212V213H17ZM65 212V211H64ZM196 212H198V211H196ZM203 212V211H202ZM44 213V212H43ZM55 213L57 214V212L55 211ZM76 213V212H75ZM192 213H194V215H195V212L194 211H192ZM191 213V214H192ZM41 214V215H40ZM52 214V213H51ZM55 214V215H56ZM65 214V213H64ZM186 214V213H185ZM197 214V213H196ZM205 214V213H204ZM221 214V213H220ZM40 215V216H39ZM44 215V214H43ZM47 215V214H46ZM54 215V216H55ZM205 215H207V214H205ZM211 215V214H210ZM213 216H214V214H212ZM61 216V215H60ZM113 216V215H112ZM115 216V215H114ZM123 216V215H122ZM191 216V215H190ZM198 217H199V214L197 215ZM201 216V215H200ZM237 216V215H236ZM40 217V218H39ZM42 217H45V215L44 216H42ZM50 218H52L51 216H49ZM143 217V216H142ZM193 217V216H192ZM206 217V216H205ZM215 217H217V216H215ZM221 217V216H220ZM228 217V216H227ZM238 217V216H237ZM109 218H111L110 217V214H109ZM108 218V219H109ZM115 218H117V217H115ZM126 218V217H125ZM194 218V217H193ZM192 218V219H193ZM201 218H203V217H201ZM47 219H49V218H47ZM53 219V218H52ZM52 219H50V220H52ZM102 219V218H101ZM199 219V218H198ZM205 219V218H204ZM204 219H202V220H204ZM208 219H209V214H208ZM217 218H215V220H214V217H212V219L210 220V224L208 225V222H206V221H204V222H202V223H204L203 225H202V223H201V225L202 226H204V225H206L205 227H209V226H211V228L212 227H214V230L215 229H221V231H222V236H223V233H225V239L224 238H222L221 237V234H220V237L222 238V240L224 241V242H226V244H227V246H225V244L224 245H222V242H220V241H217L216 240V238H214L213 236L211 237L210 236V238L208 237L209 235H206V236H204V237H208L209 239V241L211 242V244L212 245H215V247H217V248H219V254L221 253L222 255H223V257H224V259H227V260H229V261H231L233 264H238L239 263V261L240 260H243L244 258H245V256L242 254V250L240 249V244H243V243H246V242H244V241H246L245 239V237L243 238V237H239L238 235H236L237 234V229L239 228V227H233L232 226V224H231V227H227L226 225L228 224V223H224V224H220L219 222L221 221H217L216 220ZM219 219H221V218H219ZM224 219V218H223ZM232 219V218H231ZM238 219V218H237ZM75 220V219H74ZM79 220V219H78ZM85 220V219H84ZM138 220H140V219H138ZM194 220V219H193ZM192 220V221H193ZM195 220H196V217H195ZM201 220V221H202ZM207 220V219H206ZM225 220V219H224ZM239 220V219H238ZM70 221H72V219L70 220ZM107 221V220H106ZM110 221H112V223L110 222V224L108 223V226L110 227V226H112L114 229L115 228H119L120 229V231H122L123 232V227L121 228V226H120V224L119 223H117V221L113 218L112 220L110 219ZM127 221V220H126ZM125 221V222H126ZM200 220L198 221V222H201ZM223 221V220H222ZM232 221V220H231ZM252 221V220H251ZM80 222V221H79ZM103 222V221H102ZM124 222V223H125ZM131 222V221H130ZM135 222V221H134ZM137 222V221H136ZM141 222H144V223H146L145 221H142L141 220ZM197 222V221H196ZM233 222V221H232ZM240 222V221H239ZM255 222V221H254ZM81 223H82V221H81ZM121 223V222H120ZM129 223V222H128ZM222 223V222H221ZM238 223V222H237ZM256 223V222H255ZM264 223V222H263ZM68 224V223H67ZM70 224V223H69ZM68 224V225H69ZM79 224V223H78ZM104 224V223H103ZM126 224V223H125ZM130 224V223H129ZM127 225V227H128V229H126L125 228V226H124V229H125V234H127L128 232L127 231H129L130 230V234H132L133 236L135 235V236H138V237H140V238H143V239H138L139 240V242L141 241V240H143V242L144 241H147L146 240V238L148 237H152V236H150V235H154L156 238H157V244H156V242H154L153 243V241H151L150 239H152V238H150V239H148L149 241V243L150 242H152L153 244H155V247H157V245H158V248L159 247H171V245H169V243L171 244V242L168 240V238H170V237H168V236H164L163 234H161V231H159V230H157V229H151V228H149V227H147V226H141V225H139V224H133V225ZM131 224H132V222H131ZM161 224V223H160ZM72 225V224H71ZM71 225H69V226H71ZM121 225H123V224H121ZM148 225V224H147ZM150 225H151V223H150ZM229 225H230V223H229ZM245 225V224H244ZM251 225V224H250ZM57 226H61V229H59V231L56 229V227ZM72 226H74V225H72ZM92 226V225H91ZM102 226V225H101ZM235 226V225H234ZM30 227V228H29ZM103 227V226H102ZM111 227V228H112ZM158 227V226H157ZM161 227V226H160ZM166 227V226H165ZM164 227V228H165ZM196 227V226H195ZM198 227H200V225L198 224ZM248 227V226H247ZM246 227V228H247ZM96 228H98V229H100L99 227H97L96 226ZM95 228V229H96ZM104 228V227H103ZM111 228H110V230H111ZM203 229H204V227H202ZM28 229V230H27ZM79 229V230H78ZM113 229V230H114ZM116 229V230H117ZM159 229V228H158ZM199 229H201V227L199 228ZM203 229H201V230H199V233L201 232V234L202 235H200V237L201 236H203V235H205L204 234V231H203ZM208 228H206L205 229V231L207 230ZM248 229H249V227H248ZM112 230V231H113ZM127 230V231H126ZM161 230V229H160ZM211 230V229H210ZM214 230H212L213 231V233H214ZM245 231H247L246 229H244ZM118 231V230H117ZM166 231V230H165ZM164 231V232H165ZM208 231V230H207ZM216 231V230H215ZM219 231V233H220V230H218ZM249 231H250V229H249ZM26 232L28 233V235H31L30 237L26 234ZM31 232V233H32ZM119 232V231H118ZM121 232V234L120 235H122L121 237H123V239L126 241V238H129L127 235H124L123 233ZM210 232V231H209ZM257 232V231H256ZM104 233V232H103ZM207 233V232H206ZM211 233V232H210ZM210 233H207V234H210ZM213 233H211V234H213ZM218 233V232H217ZM210 234V235H211ZM249 234H250V232H249ZM248 234V235H249ZM253 233L251 232V235H252ZM255 234V233H254ZM253 234V235H254ZM27 235V236H26ZM124 235V236H123ZM129 235V234H128ZM146 236V238L145 237H142V236ZM213 235H215L216 236V234H213ZM243 235H244V233H243ZM246 235V234H245ZM102 236H104V237H102ZM217 236H219V235H217ZM28 237H29V239H28ZM34 237V236H33ZM36 237V236H35ZM41 237V238H42ZM138 237H135L134 238V241H136L137 239L136 238H138ZM252 236H248L247 237V242H248V244L250 245V243H251V238ZM256 237V236H255ZM259 237H260V235H259ZM38 238V237H37ZM40 238V239H41ZM118 238H120V237H118ZM117 238V239H118ZM154 238V237H153ZM156 238H154V239H156ZM172 238V237H171ZM201 238H203V237H201ZM244 240H243V239ZM254 238V237H253ZM36 239V238H35ZM35 239H33V241L35 240ZM45 239V240H46ZM130 239H133L132 238V236H130ZM136 239V240H135ZM145 239V240H144ZM174 239V238H173ZM219 239V238H218ZM257 239V238H256ZM39 240V239H38ZM45 240H43V241H45ZM205 240L206 239H204V242H205ZM42 241V242H43ZM123 241V240H122ZM128 241V240H127ZM132 241V240H131ZM175 241V240H174ZM209 241H207V242H209ZM260 241V240H259ZM36 242V241H35ZM41 242V243H42ZM47 242V241H46ZM50 242H48L49 243V245H50ZM63 242V243H62ZM83 242V243H82ZM105 242H106V240H105ZM129 242V241H128ZM128 242H127V244H128ZM136 242H138V241H136ZM148 242H146V243H148ZM178 242H179V240H178ZM209 242V243H210ZM260 242H262V241H260ZM47 243V244H48ZM95 243V244H96ZM126 243V242H125ZM135 243V242H134ZM134 243H133V245H134ZM146 243H141L142 244V246H145L146 247V251H147V245L149 244H147L146 245ZM152 243H150V245L152 246ZM174 243V245L176 244V242H173ZM182 243V242H181ZM180 243V244H181ZM190 243V242H189ZM252 243H253V241H252ZM57 244V243H56ZM55 243H54V245H56ZM106 244V243H105ZM130 244V246H132V244H131V242L129 243ZM139 244V243H138ZM140 244V245H141ZM144 244V245H143ZM186 244V243H185ZM256 244V243H255ZM64 245V244H63ZM101 245V246H102ZM203 245V244H202ZM252 245H254V244H252ZM258 245H260V244H258ZM264 245V244H263ZM51 246H53V245H50V247ZM62 246V245H61ZM74 246V247H73ZM96 246V245H95ZM101 246H98V249H99V247H101ZM136 246V245H135ZM247 246V245H246ZM245 246V247H246ZM251 246V245H250ZM257 246V245H256ZM64 246H62V248H63ZM92 247V246H91ZM97 247V246H96ZM138 247V246H137ZM148 247H149V245H148ZM175 247H177V245L175 246ZM204 247V246H203ZM214 247V248H215ZM244 247V246H243ZM244 247V248H245ZM259 247V246H258ZM52 249H54L53 247H51ZM56 248V247H55ZM57 248L59 249V246L57 245ZM56 248V250H58ZM64 248H68V247H64ZM70 248V247H69ZM82 248V249H83ZM140 248V247H139ZM150 248V247H149ZM162 248V249H163ZM174 248V247H173ZM185 249L186 247L185 246H182L181 245V247H179V249ZM249 248V247H248ZM260 248H263V246L261 245V247ZM39 249V250H38ZM73 249H71V250H73ZM78 249V248H77ZM81 249V250H82ZM90 249V248H89ZM88 249V251H90ZM95 249V248H94ZM138 249V248H137ZM151 249H156V248H152L151 247ZM161 249V248H160ZM169 249H171V248H169ZM201 249V248H200ZM241 251H240V250ZM243 249V248H242ZM43 250H41V251H43ZM66 250H69V249H66ZM75 250V249H74ZM138 250H143V249H138ZM137 250V251H138ZM157 250V249H156ZM167 250H168V248H167ZM186 250H187V248H186ZM257 250H259V249H257ZM36 251V252H37ZM67 252V251H65L64 249H61L60 250V252ZM83 252H80V250L78 251V250H75V253H74V255L72 254V251L70 252V250H69V254H70V256L72 257V258H74V260H75V263L76 264H100L98 261H96V262H98V263H96V262H94V261H92L91 262V260L92 259H94V258H91V260H90V262L87 260V258L88 257H86V254L84 253V249L82 250ZM87 251V250H86ZM85 251V252H86ZM93 251H97V249L96 250H93ZM105 251V250H104ZM151 251V250H150ZM162 251V250H161ZM188 251V250H187ZM205 251V250H204ZM203 251V252H204ZM246 251H248V250H246ZM260 251V250H259ZM20 252V254H17V253H19ZM59 252V253H60ZM149 252V249H148V251H147V253ZM156 252V251H155ZM154 252V253H155ZM169 252V251H168ZM198 252V251H197ZM215 252V251H214ZM35 253V252H34ZM39 253L37 254V259H38V256H40L39 255ZM44 253V252H43ZM47 253H48V251H47ZM92 253V252H91ZM139 253H140V251H139ZM146 252L145 253H142L141 252V254H140V259H139V257L137 256L136 257V260H141V258H143V259H145V260H147V262H148V264H149V262L150 263H156V264H162V262H161V259L159 260V259H155L153 256H150L149 254H147ZM150 253V252H149ZM164 253V252H163ZM166 253V252H165ZM189 254L188 255H191V252H188ZM262 253V252H261ZM264 253V252H263ZM262 253V254H263ZM15 254H17V255H15ZM25 254H27V253H25ZM24 254V258L26 257V255ZM28 254V255H29ZM67 254V253H66ZM152 254V253H151ZM199 254V253H198ZM262 254H261V256H262ZM44 255V254H43ZM42 255V256H43ZM49 255V254H48ZM54 255V254H53ZM88 255H90V254H88ZM93 255V254H92ZM96 255L97 256H102L103 257V255H104V252H102L101 251V253H100V250L99 251H97L96 252ZM107 255V254H106ZM106 255L104 256V258L106 257ZM111 255V254H110ZM154 255V254H153ZM176 255V254H175ZM193 255H195V254H193ZM200 255V254H199ZM198 255V257H201V256H199ZM221 255V256H222ZM246 255V254H245ZM16 256V257H15ZM30 256V255H29ZM32 256H34V257H36V255H33L32 254ZM45 256H47V254H45L44 255V257ZM174 256V255H173ZM206 256V255H205ZM204 255H203V257H205ZM15 257V258H14ZM21 257H22V255H21ZM28 257V256H27ZM93 257V256H92ZM96 257V256H95ZM110 257V256H109ZM113 257V256H112ZM164 257V256H163ZM171 257V256H170ZM176 257V256H175ZM195 257V256H194ZM197 257V256H196ZM195 257V258H196ZM249 257V256H248ZM256 257V256H255ZM19 258H20V256H19ZM23 257H22V259H24ZM43 258V257H42ZM41 257H40V261L42 262L43 261V259H42ZM100 258V257H99ZM98 258V259H99ZM116 258L117 257H115V260H116ZM159 258V257H158ZM167 258H169V257H167ZM189 258V257H188ZM262 258H264V257H262ZM21 259V258H20ZM27 259V258H26ZM29 259V258H28ZM35 259V258H34ZM36 259V260H37ZM97 259V258H96ZM111 259V258H110ZM118 259V258H117ZM170 259V258H169ZM200 259L201 258H197V260H199L200 261ZM206 259V258H205ZM208 259V258H207ZM213 259V258H212ZM15 260V261H14ZM19 260V259H18ZM25 260V259H24ZM33 260V259H32ZM31 260V258H30V262L32 263L33 261ZM111 260H113V259H111ZM144 260V261H145ZM201 260H203V259H201ZM226 260V261H227ZM264 260V259H263ZM17 261V262H16ZM39 261V260H38ZM38 261H37V263H38ZM49 261V260H48ZM53 261V263L54 264H58L57 262H54L55 260H52ZM178 261V260H177ZM228 261V262H229ZM250 261V260H249ZM20 262H22V260L20 261ZM19 262V263H20ZM44 263L46 262V264L47 263H50V261L49 262H47V260L45 261V259H44V261H43ZM108 262H110V260H108ZM112 262V261H111ZM135 262V261H134ZM207 262H208V260H207ZM251 263H252V260L250 261ZM27 263H29V261L27 262ZM34 263V262H33ZM32 263V264H33ZM36 263V262H35ZM52 262L50 263V264H53ZM113 263H116V261L115 262H113ZM112 263V264H113ZM117 263H119V261L117 262ZM141 263V262H140ZM164 263V262H163ZM226 263V262H225ZM255 263V262H254ZM22 264H26V262H24L23 261V263ZM40 264V263H39ZM109 264H111V263H109ZM120 264H122V263H120ZM166 264V263H165ZM170 264V263H169ZM183 264V263H182ZM200 264V263H199ZM210 264V263H209ZM248 264V263H247Z\"/></svg>",
	"mask_w": 264,
	"mask_h": 264
}]
</instances>
